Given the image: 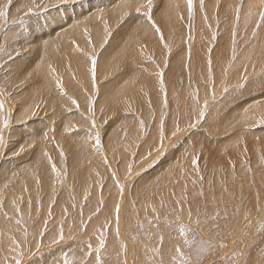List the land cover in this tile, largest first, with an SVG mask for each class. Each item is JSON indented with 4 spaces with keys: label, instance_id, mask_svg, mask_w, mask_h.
Listing matches in <instances>:
<instances>
[{
    "label": "bare ground",
    "instance_id": "bare-ground-1",
    "mask_svg": "<svg viewBox=\"0 0 264 264\" xmlns=\"http://www.w3.org/2000/svg\"><path fill=\"white\" fill-rule=\"evenodd\" d=\"M117 3H118V5H121L120 7H116L114 4H115V2H112L111 0H95L94 1V3H93V5H95L96 7H99L98 9H100V11L102 10V8H108L109 7V9H108V11H111L110 13L111 14H113V15H111V18L114 20L116 17H114V14L116 15V12H117V14L120 12V13H123V17H124V15L126 16V17H128V15H129V11H127L128 12V15H126L127 14V12H125L126 11V9H125V5H126V3H125V1H128V0H115ZM134 1V0H133ZM170 1H172L173 3H174V9H173V7H171L170 5H168V2H170ZM178 1V0H177ZM176 0H164L163 1V4H165V5H163V4H161L162 6H157L158 8H156V10H155V12L157 13V14H154V17H156V19L158 20V24H155V23H153L154 22V20L153 19H150V23L148 22V18H146L145 16H142V15H139L138 14V11L136 10V7H141L140 6V4H141V2H139V1H137L136 2V5H134V4H131V2H130V0L128 1V2H130V4H128V5H130V6H133V8H135L132 12H131V19H129V20H127L126 22H125V24L120 28V29H118L117 31H115V34H114V36L112 37V39L110 38L111 36H112V34H111V36H109V37H107V39H106V36L108 35V34H104L102 31H100V33H98V34H95L94 33V31H93V34H92V36L91 37H93V40H94V43L95 44H91L90 45V47H88V48H90L89 49V52L90 51H92V52H90V54L89 53H87L88 51H86V52H84V50L83 51H81L80 49L79 50H74V52H73V47H75V45L74 46H72V44H74V43H72L71 45L67 42V40L68 39H71L70 37H76L77 36V32H75L74 30H68L67 32H64L63 34H60V32H61V30H63V29H65L66 27H67V25H64V27H57V29L55 30L56 32L58 31L59 33L58 34H60V36H56V37H54V36H52V38L54 37V40L53 41H50V42H46L45 41V39H44V37L43 36H41L40 34L39 35H37V36H33V34H31L29 37H32L33 39H34V41L31 39V41L32 42H35V40L37 41V44H35V43H33V44H35V46H33L34 47V49H36L34 52H32V54H33V56L32 55H29L30 54V52H29V54H28V56H26V57H24V58H19V59H15V62L13 61V63H15V64H13L12 65V67H13V71H16L15 72V76H14V78H13V86H17V84L18 83H20L21 84V86L24 88V87H28V85H31V82H32V80L33 79H35V84L37 85V86H41V87H44V88H46L47 90L46 91H48V93L45 95V97H43V98H39V95H38V98H37V104H35L34 105V96H33V94H32V90H28L27 91V88L25 89L24 88V90H23V88L19 85V86H17V88H20L21 87V89L19 90V89H17V91L15 92V94H17L19 97H20V101L19 100H17V108L15 109V110H13V117L12 116H10V114L11 113H9L8 111H10L11 112V109L9 110L8 109V107H6L7 109H8V115H7V112H6V110L4 111L5 112V114L7 115V118L6 117H3L2 118V121L4 122V121H6V122H4V124L2 123V127H3V132H2V130H1V132H0V138H2V139H0V148H2V149H4V148H6L5 146H7V148L5 149V150H7L6 152V154H3L2 153V151H0L1 152V154H0V188H3L2 186L3 185H5L4 183H10V185L8 186V190H7V192L9 191V193H7L6 192V190L4 191L5 193L3 194V196H2V199L0 200V206H2V204L4 203V202H6L7 201V206H9V208L11 207V205H18V204H16L15 203V201H18L19 200V194L16 192L15 194H14V190H15V186H17V189H19V182L21 183L22 181H21V178H20V176H23V175H25L26 177L27 176H31V175H29L31 172H33V167H32V164L34 163L35 165H36V168H38L39 170H41V172L42 173H44L45 175L47 174L48 176L49 175H53V173H52V169L56 166V165H58V166H60V168H61V166H63V164L66 162V163H68V166H67V169H66V165H64V167H63V170L64 171H62L61 172V175H62V177L63 178H61V180H62V182L61 183H64L63 185H62V187H65V186H67V185H73L74 187L76 186V185H79L80 187H81V184L82 185H84V183H85V181H86V179H87V177H88V180H89V183H88V180L86 181L87 183H88V185H87V187H86V189L88 188V189H96V187L97 186H104L105 184H109V187H111L112 186V189L113 188H115L116 190H118V191H121V197H119L120 195L119 194H117L116 196H113V198L114 197H116V202H115V206L112 208V207H109L107 210L105 209V207H103V209H102V207H101V209L102 210H105V212L103 213V211L101 210V212L103 213L102 215H103V217H105V215H107L108 217L109 216H116V215H118L119 217L121 216V218L123 217L122 216V211L123 210H121V209H119L120 208V206H117L119 203V201H124V198H125V200H126V197H127V195L125 196V192H123L124 190H126L125 188L126 187H128V185H133V188H134V194L135 195H137L138 196V198H141V200H147V201H151L153 204H155V203H157V205H159V206H161V205H164L163 204V202L164 201H167V200H169V198L171 199V197H173V198H176V193L178 194L177 196L179 197L182 193V191H184L183 189H181L184 185H188V184H185V183H191V184H193V182H192V177L194 176L193 175V173H190L189 172V169H191V171H192V168L194 167L192 164L189 166V168L187 169V171H185L184 169H182L181 167H180V164L182 163V160H183V162H185L186 160H184V159H187V158H185L186 157V155L191 151H193V149H195L196 150V153H197V150H201V151H203V150H207V149H210V147H211V149L210 150H208L210 153H211V150H212V152H213V154H217V156H220L221 155V159H217L216 158V156H215V158L218 160V161H220V163L218 164L217 162L218 161H214L213 160V158L212 159H210L211 158V156H208V157H210L209 159L207 158L206 159V156L204 155L203 157H202V159L200 158V161H201V163L203 164H205L206 165V168H204L203 169V171H204V173L205 174H207V172H208V174H212L213 173V177L216 179V184L218 185V187H219V184L221 183V181H219V178H221V177H224V175L225 176H227V174H228V178H225V183H228L227 185H228V188L229 187H231V181L233 182V181H235V182H233V183H235L236 185L238 184L239 185V183L241 184V181H240V179L238 178H234L233 177V171L230 169V165H231V161H234V162H232L233 164H235L236 166H240L241 164H242V156L239 154V152L237 151V152H233L232 150V154L231 155H229V154H225V152H226V150L227 149H224L225 148V146L226 145H229V144H233V143H240L241 144V142H243L244 140H242V138H245V137H251V136H253V138L251 139V140H249V141H252V144L253 143H255V145L258 147L259 145L258 144H256V143H259L260 142V144H261V141H264V135H262L261 137H257V135L255 136V134H254V132L256 133V131H258L259 133H261V134H264V114L263 115H260L259 116V118L258 119H261L258 123H259V125L257 124V125H255V128H259V130H253L252 132L250 131L251 129H250V127H249V125H248V122H250L251 123V121H250V119H251V114H250V112H246L245 111V108H243L244 109V112L243 111H241V109H239L238 110V108H240V107H238L237 105L236 106H234L235 105V103H234V105H233V103L231 102V99H225V101H223V99H222V101H223V103H225L224 104V107H221V110H218V109H220V108H218V107H220V105L218 106H216L218 109V111H220L219 113L216 111V110H213V111H215L216 113H214V114H212L210 117H209V115L207 116L208 118L206 119V125H204L203 127H202V129L203 130H206V131H204L202 134H197V133H192V134H190V137H189V141H186V140H182L181 142H179V146H178V148L176 149V150H178V151H176V155H177V161L175 160V159H172L174 156H173V154L171 155V159L172 160H169V157H168V159H166V160H164V158H167V156L165 155L164 156V154L162 153V151H161V153L160 154H158V153H154L153 152V155H149L148 154V156H146L147 155V153H152V151H153V149L150 147V144L149 143H151V142H154L155 144H157L156 145V148L157 147H160L161 145L160 144H163L164 145V149H165V147L167 148V146L168 145H172L173 143H175V142H177V140H179V138L181 137V136H183V135H185V128H184V130H181V128L182 127H185L184 126V123L182 122V120H181V117L184 119V122H185V125L186 124H189L190 122H192L193 121V119H191V118H187V117H185V114H183V116H182V114H181V117H180V121L182 122V124L180 125L178 122H177V125H176V123H174V121H176V118H177V115H178V113L181 111V110H184L185 109V113L188 111V113H190L189 112V110L187 109V108H191V107H196L197 105L195 104V103H197L195 100V98L197 97L196 96V94H194V99L192 98L191 99V97L192 96H190V100H192L193 102H194V104L195 105H192L190 102H192V101H190L189 102V104H191L189 107H188V105H187V108L185 107V98H186V96H187V93H190V91L189 92H186V90H185V88H186V82L187 81H185L184 79L183 80H181L180 81V79H182L183 77H181L180 79H179V82L178 83H180L179 85H181V87L180 88H177V85H176V83L175 82H177L178 80H176L175 81V79H176V77H172V75L173 76H175L174 74H178L177 73V70H178V68H179V66H182V68L183 67H185L183 64H186V62L184 63V61H183V64L182 65H176L175 64V59L176 58H180V57H182L181 55H183L182 53H181V55L178 57V53H177V51L178 50H175L177 47L176 46H178L176 43H172V41H171V43H169V44H167V46L165 47V49H163V50H165V51H162V52H165L166 54H165V56L166 57H163V59H162V57H159V59H162L163 60V63H166V65H165V68H166V66H168L167 65V62L169 61V59H170V63H171V60H172V63L173 64H175V68L174 69H172V70H169V69H167L168 70V72L166 73H164V75L166 74V75H168L167 77H172V78H169V79H166L167 77H164L165 78V80H166V82L165 83H167V86L166 85H164V86H162V85H159L158 86V82H160V80H161V78H160V80L157 82V79L158 78H156V79H154L153 77H155V76H153V74H154V72H152V69H151V65L150 64H148V61H151V62H153V60L154 59H152L151 57V50H149V49H147V47L145 48V47H143V46H141L140 45V43H138L140 46H138V47H136V50H135V54H134V51H133V48H132V41H134V40H136V39H134V37L136 36V38H138V37H140V34L142 35V36H144V37H142L144 40L147 38L146 36H154V34L156 35L155 37H153V38H157L158 37V32L153 28V26H151L150 24H154L155 26H156V28H157V26H158V28H159V23H160V25L162 24V26H163V28L165 29V30H167V31H169V29H171V27L172 26H174L175 27V25L177 24V18H176V16H178V14H177V12H176V10L178 9V8H176V6H181V2L180 1H184V0H179V3L177 2ZM195 1V0H194ZM197 2H198V0H196ZM210 1V0H209ZM225 2H226V0H224ZM224 1H222V2H224ZM228 2H226V3H229L230 1L229 0H227ZM259 0H256L255 1V3L253 4V2L252 1H248V2H251V3H249V4H251V5H247V3L245 2V5H247L248 7H250L248 10L249 11H246V13L248 12V15H246L245 13H244V11L246 10V9H244L243 10V13H244V15L246 16V17H250V19H248V18H245V19H247V20H249L248 22H247V20H246V23L248 24V25H251V24H261L262 25V27L264 28V20L261 18V16L258 14V12H260V11H256V12H253V15H252V8H254V9H256V7H259V6H261L260 5V3L259 2H262V1H259ZM11 2V1H10ZM89 2V1H88ZM93 2V1H92ZM127 2V3H128ZM162 2V1H161ZM166 2V3H165ZM185 2H187V1H185ZM208 2V1H207ZM264 2V1H263ZM19 3V2H18ZM28 3V2H27ZM47 3V2H46ZM209 3V2H208ZM87 4V2H85V3H82L81 5H78V9H80L81 7H82V9H83V7L85 6ZM172 4V3H171ZM195 4H197V3H195ZM202 4V3H201ZM206 4V3H205ZM211 4V3H210ZM229 4H231V3H229ZM7 5V4H6ZM13 5V4H12ZM62 5V4H61ZM87 5H89V4H87ZM87 5L85 6L86 8H87ZM185 5H188V2H187V4L185 3ZM198 5V4H197ZM213 5V4H212ZM211 5V6H212ZM9 6V5H8ZM91 5H89L88 6V8L90 9L91 7H90ZM198 6H200V4L198 5ZM197 6V8L198 9H200L201 8V6H200V8ZM205 6H207V4L205 5ZM216 6V5H215ZM62 7V6H61ZM114 7V8H113ZM189 7V6H188ZM204 7V6H203ZM214 7V6H213ZM232 7V6H231ZM263 7V6H262ZM261 7V8H262ZM4 8V7H3ZM49 8V7H48ZM65 8V7H64ZM87 8V9H88ZM182 8V7H181ZM208 7H206V9H207ZM47 9V8H46ZM50 10H52L51 8H49ZM74 10V8H72V6H71V8H70V10ZM111 9V10H110ZM113 9V10H112ZM183 9H187V7H185V8H183ZM190 9V8H189ZM194 9H195V7H194ZM203 10H204V8H202ZM202 9H201V11H199L198 10V14L199 15H204V14H206V13H201L200 14V12H202ZM215 9V8H214ZM222 9V8H221ZM232 9V8H231ZM259 10H261L260 8H258ZM49 10V11H50ZM55 10V9H54ZM97 10V9H96ZM196 10V9H195ZM208 10H210V9H208ZM223 10V9H222ZM229 10H230V8H229ZM233 10V9H232ZM60 11H62V10H60ZM64 11V10H63ZM81 11V10H80ZM86 12H87V10H85ZM152 11V10H151ZM215 11V10H214ZM216 11H218V12H220L219 11V9L218 10H216ZM42 12V11H41ZM55 12H57L56 10H55ZM74 12V11H73ZM91 12V11H90ZM92 12H94V11H92ZM176 12V16H175V13ZM195 12H197V11H195ZM205 12H208V11H206L205 10ZM209 12H211V11H209ZM213 12V11H212ZM211 12V14H213ZM222 12H224V11H221V13ZM226 12V11H225ZM224 12V13H225ZM5 13V12H4ZM72 13V12H71ZM84 13V12H83ZM109 13V14H110ZM183 13V12H182ZM185 13V12H184ZM220 13V14H221ZM234 13V12H233ZM242 13V12H241ZM35 14H37V13H35ZM39 14V13H38ZM56 13H54V15H55ZM100 14H102L101 12H100ZM108 14V13H107ZM144 14V13H143ZM76 15V14H75ZM106 15V14H105ZM182 16H183V14H181ZM186 15H187V13H186ZM190 15V14H189ZM199 15H197V13H195V16H196V20H195V22H196V24H197V26L196 27H203V25H204V27L202 28V29H200V30H198V31H201V32H203V30H205L206 29V31L208 30L209 31V28L210 27H212V29H213V26L211 25H209L208 27L207 26H205V24H204V22L206 23V20H205V18H204V20H202L203 18H201V20H200V16ZM208 15H210V13H208ZM215 15H216V13H215ZM218 15V14H217ZM236 15V14H235ZM243 15V14H242ZM244 15H243V17H244ZM14 16V15H13ZM63 16V15H62ZM86 16V15H85ZM104 16V15H103ZM193 16V15H192ZM192 16H190V17H192ZM20 17H21V15H20ZM23 17V16H22ZM21 17V19H24V18H22ZM52 17V16H51ZM76 17V16H75ZM80 17H83V16H80ZM78 18L77 20H83L84 18ZM98 17V16H97ZM110 17V16H109ZM120 17H122V16H120ZM122 17V18H123ZM165 17V18H164ZM216 17V16H215ZM215 17H213V18H215ZM239 17V16H238ZM240 17H242V16H240ZM239 17V18H240ZM252 17V18H251ZM3 18H5V17H3ZM62 18V17H61ZM107 18H108V16H107ZM125 18V17H124ZM151 18H152V16H151ZM179 18V17H178ZM220 18V17H219ZM233 18V17H232ZM231 18V19H232ZM60 19V18H59ZM111 19V20H112ZM119 19V18H118ZM133 19V20H132ZM166 19V21H169L168 23H170V27L168 26V24L164 21ZM209 19V18H208ZM207 19V20H208ZM222 19V18H221ZM234 19H235V17H234ZM243 20H244V22H245V19L244 18H242ZM27 20V19H26ZM84 20H86V19H84ZM112 20V21H113ZM117 20V19H116ZM184 20V19H183ZM182 20V21H183ZM188 20H190L189 18H188ZM194 20V19H193ZM210 20V19H209ZM208 20V23H211L213 20H210L209 21ZM229 20V19H228ZM227 20V21H228ZM239 20V19H238ZM6 21V20H5ZM12 21V20H11ZM8 22L7 24H5L4 22V24L5 25H3V23H2V25H1V23H0V29L2 30L3 29V31L4 30H9V32L11 31V33H10V35L12 36H10V42L12 41V40H14L13 41V46L12 47H14L15 46V48H19L20 49V51L22 52V49L24 50V49H26L27 48V46L29 45V43H30V38H27V36L29 35H25V32H23L22 31V29L21 28H15V25H14V22ZM21 21H23V20H21ZM88 21V20H87ZM87 21H85V23L87 22ZM156 21V20H155ZM201 21V22H200ZM202 21H203V23H202ZM222 21V20H221ZM226 21V22H227ZM20 22V21H19ZM25 22V21H24ZM54 22V21H53ZM95 22H96V20L95 19H91L90 21H88L87 22V24L86 25H88V28H90V31H92V30H94L96 27V25H95ZM98 22V21H97ZM213 22H215V21H213ZM220 22V21H219ZM218 22V23H219ZM225 24L224 25H226V22L225 21H223ZM232 22V21H231ZM157 23V22H156ZM186 23V22H185ZM190 23H191V21H190ZM193 23H194V21H193ZM203 24L202 26H200V24ZM216 23V22H215ZM217 23V24H218ZM233 23V22H232ZM231 23V24H232ZM238 23V22H237ZM17 24V23H16ZM36 24H38V22L36 23ZM35 24V25H36ZM102 24V23H101ZM123 24V23H122ZM207 24V23H206ZM216 24V26H219L220 25V23H219V25H217ZM243 24V23H242ZM56 25V24H55ZM115 25V24H114ZM186 25H188V24H186ZM235 25V24H234ZM17 26V25H16ZM57 26V25H56ZM60 26V25H59ZM81 26V25H80ZM177 26V25H176ZM179 26V25H178ZM192 26V25H191ZM194 26V25H193ZM223 26V25H222ZM227 26V25H226ZM226 26H225V28H226ZM256 26V25H255ZM21 27V26H20ZM34 27H36V26H34ZM161 27V26H160ZM206 27V28H205ZM214 27H215V25H214ZM229 28H231L230 26H228ZM234 27V26H233ZM232 27V28H233ZM249 26H247L246 25V27L244 28V30H247V28H248ZM252 27H253V25H252ZM251 27V28H252ZM259 27H260V25H259ZM27 28V27H26ZM29 28H31V27H29ZM37 28V27H36ZM81 28V27H80ZM114 28V27H113ZM173 28V27H172ZM198 28V29H199ZM205 28V29H204ZM215 28H217V27H215ZM218 28H220V27H218ZM228 28V29H229ZM231 28V30L230 31H234L235 32V29L233 30ZM237 28V27H236ZM258 28V27H257ZM37 29H39V28H37ZM48 28H46V30H47ZM61 29V30H60ZM97 29V28H96ZM177 29V28H176ZM180 30H181V32L180 33H182V31L184 30V32L183 33H185V35L184 36H186L187 34H186V32H185V27H184V29H182V28H179ZM193 29H195V27L193 28ZM221 29H224V28H220V31H221ZM240 29V28H239ZM242 29V28H241ZM25 30V29H24ZM33 30V29H32ZM49 30V29H48ZM98 30V29H97ZM250 30V29H249ZM252 31L254 30L255 31V29L254 28H252L251 29ZM257 30H259V28L257 29ZM256 30V31H257ZM23 33H22V32ZM34 31V30H33ZM32 31V32H33ZM215 31V30H214ZM214 31H211L210 33H213ZM225 32H227L226 30H224ZM229 31V30H228ZM243 31V30H242ZM262 31H264V29L262 30V29H260V32L262 33ZM2 32V31H1ZM38 33L40 32V31H37ZM109 32L110 33H113L112 32V30H111V28H110V30H109ZM166 32V31H165ZM170 32V31H169ZM196 32V31H195ZM219 32V31H218ZM239 32V31H238ZM241 32V31H240ZM250 32V31H249ZM5 33V32H4ZM8 32H6V34H7ZM34 33V32H33ZM46 33V32H45ZM132 33V34H131ZM174 33V32H173ZM180 33L178 34V35H180ZM193 33H194V30H193ZM200 33V32H199ZM210 33H208V35H211ZM237 33V32H236ZM243 33V32H242ZM246 33V35L248 34L247 32H245L244 31V33L243 34H245ZM251 33V32H250ZM253 33V32H252ZM255 33H258V32H255ZM42 34V33H41ZM51 34V33H50ZM104 35V38H102L103 36H100V35ZM162 34V33H161ZM175 34V33H174ZM173 34V35H174ZM203 34H204V32H203ZM202 34V35H203ZM207 33H205L204 35V37H206V36H208V35H206ZM214 34V33H213ZM213 34H212V36H213ZM215 34H217L216 32H215ZM231 34V33H230ZM263 34V33H262ZM1 35H2V33H1ZM46 35V34H45ZM133 35H135L134 37H133ZM166 35L168 36V34H167V32H166ZM182 35V34H181ZM180 35V36H181ZM218 35H221V33L219 32V34ZM242 35V34H241ZM261 34L259 33V36H260ZM51 36V35H50ZM174 36H177V35H174ZM179 36V37H180ZM189 38H190V36L189 35H187ZM212 36H209L210 37V39L212 38ZM216 37H217V35H215ZM227 36V35H226ZM229 36V35H228ZM243 36V35H242ZM255 36H257L258 38H259V36L258 35H256L255 34ZM261 36H263V35H261ZM260 36V37H261ZM140 37V38H141ZM178 37V38H179ZM183 37V36H182ZM216 37H215V39H216ZM240 37V36H239ZM177 37H176V39H178ZM187 37H185V39H186ZM208 38V37H207ZM214 38V37H213ZM218 38H220V36L219 37H217V39ZM223 39H224V37H222ZM221 38V39H222ZM231 38H233V37H231ZM240 38H244V37H240ZM256 38V37H255ZM263 38V37H262ZM261 38V39H262ZM80 39V38H79ZM78 39V41H80ZM167 39V38H166ZM165 39V40H166ZM174 39V38H173ZM182 39V38H181ZM181 39H179V40H181ZM204 39V38H203ZM209 39V38H208ZM210 39H209V41H210ZM227 39V38H226ZM225 39V40H226ZM236 39H238V38H236ZM48 40V39H47ZM84 40H85V38H84ZM147 41H149V38L148 39H146ZM168 40V39H167ZM183 40V39H182ZM182 40H181V42H182ZM190 40V39H189ZM188 40V41H189ZM194 40V39H193ZM192 40V41H193ZM214 40V39H213ZM239 40H241V39H239ZM244 40V39H243ZM256 40H260V39H256ZM264 40V39H263ZM191 41V40H190ZM191 41V42H192ZM219 41V40H218ZM217 41V42H218ZM221 41V40H220ZM229 41V40H228ZM231 41V40H230ZM229 41V42H230ZM233 41V40H232ZM231 41V42H232ZM242 41V40H241ZM247 41H248V38H247ZM146 42V41H145ZM154 42V45L155 44H157V43H155L156 41L154 40L153 41ZM162 42V41H161ZM165 42V41H164ZM168 42H170V41H168ZM175 42V41H174ZM212 42V41H211ZM215 42V41H214ZM229 42H227L228 44H229ZM234 42V41H233ZM233 42H232V44H233ZM237 42H239V41H237ZM254 42V41H253ZM78 43V42H77ZM92 43V42H91ZM98 43V44H97ZM141 43H144V42H141ZM150 43H152V41H150L149 43H146V45L148 46H150L151 44ZM219 43H221V42H219ZM224 43H225V41H224ZM255 44H256V42H254ZM259 44H260V42H258ZM87 44V43H86ZM132 44V45H131ZM171 44H172V47H171ZM188 44H190V42H188ZM197 44H199V43H197ZM202 44V43H201ZM235 45H240L239 43H234ZM242 45H245L244 43H241ZM246 44H247V42H246ZM258 44V45H259ZM264 44V43H263ZM85 45V42H84V44H82L81 42L79 43V46H84ZM153 45V46H154ZM193 45H195V44H193ZM192 45V46H193ZM205 45V44H204ZM206 45H209V44H206ZM205 45V46H206ZM211 45V44H210ZM216 45H217V43H216ZM222 46H223V42H222V44H221ZM242 45H241V47H242ZM249 45H251V44H249ZM258 45H255V46H258ZM71 46H72V48H71ZM77 46V45H76ZM78 46V47H79ZM88 46V45H87ZM86 45L84 46V47H87ZM152 46V45H151ZM159 46L161 47L162 45L161 44H159ZM192 46H190V48L192 49L193 47ZM200 46V45H199ZM202 46V45H201ZM212 46V45H211ZM225 46H226V43H225ZM252 46V45H251ZM250 46V47H251ZM202 47H204V46H202ZM214 47H215V50H216V48H218L219 46L217 45V47L215 46V44H214ZM224 47V46H223ZM222 47V48H223ZM228 47V46H227ZM227 47H225L226 49H227ZM232 47H233V45H232ZM231 47V48H232ZM237 47V46H236ZM240 47V48H241ZM245 47V46H244ZM249 47V46H248ZM248 47H247V49H244V50H247L248 51ZM249 47V48H250ZM15 48H14V52H16L15 51ZM132 48V51H133V54H132V52L131 51H129V53L131 54H129L128 55V57L129 56H132L131 57V61H130V64H128L129 65V68H130V75H131V77H132V79L131 78H128V76L125 78V79H122V77L120 78V76H117L116 77V79L114 78V79H112V80H109V78H108V74H107V78H105L106 76H104V75H102V76H99V78L97 79L96 78V76H95V74H93V68H95V57H96V55H99V62H98V64L100 65V69H99V66L97 67L98 68V70H100V72L102 71V67H104V68H108V69H114L115 67H113V66H118L119 67V64L120 63H114L115 61H116V58H117V56H118V54H121L122 53V51H124V50H130ZM151 48V47H150ZM155 48H156V46H155ZM163 48V47H162ZM188 48H189V46H188ZM207 48H209V47H207ZM213 48V47H212ZM211 48V49H212ZM234 48V47H233ZM232 48V49H233ZM253 48H255V47H253ZM252 48V49H253ZM84 49V48H83ZM153 49V48H152ZM158 49H159V47H158ZM200 49V48H199ZM202 50L201 51H204L203 50V48H201ZM219 49V48H218ZM235 49V48H234ZM256 49V48H255ZM258 49V48H257ZM13 50V49H12ZM160 50V49H159ZM180 50V49H179ZM183 50H186V49H183ZM182 50V51H183ZM188 50V49H187ZM190 50V49H189ZM188 50V51H189ZM195 50V49H194ZM193 50V51H194ZM223 50H225V49H223ZM222 50V51H223ZM241 50V49H240ZM239 50V51H240ZM244 50H242V51H244ZM259 50V49H258ZM155 51V50H154ZM157 51V50H156ZM187 51V53H189V65L191 64L192 66H190V67H192V68H187L186 69V72H188L189 71V74H190V76H189V78H191V83L192 82H194V84L196 83V84H198V83H201L202 82V79H203V83L206 81V83L205 84H208V88H210L209 87V85H210V83L212 84L213 82H211V79H212V77H211V79L209 78L211 75H214L215 76V79L214 80H216V83H213L214 84V89H215V87L216 88H219V84H221V86H222V83L220 82L221 80L219 79V73L221 72V63H219L215 58V60H213V59H211V57H210V59L209 60H213V61H211L208 65H206V63L204 62V66L205 67H201L200 66V63L202 62V60H203V58L204 57H202V59H201V57H200V54L198 55L197 53H195V54H192L193 56H191V53H190V51L188 52ZM192 51V50H191ZM198 51V50H197ZM197 51H194V52H197ZM208 51H210V50H208ZM207 51V52H208ZM218 51V50H217ZM236 51H237V48H236ZM239 51H237V54H238V52ZM252 51H255L254 49L252 50ZM252 51H251V53H252ZM9 52V51H8ZM67 52V53H66ZM183 52H185V51H183ZM211 52V51H210ZM246 52V51H245ZM260 52V51H259ZM264 52V51H263ZM17 53V52H16ZM127 53H128V51H127ZM187 53H185V54H187ZM205 53V52H204ZM221 53V52H220ZM226 53V51L223 53V54H225ZM232 53H233V51H231V50H229L228 51V53H227V55L229 56V58L231 59V56H232ZM240 53V52H239ZM50 54V56H48V55ZM65 54V56H63ZM158 54H159V52H158ZM170 54H172L171 56H170ZM203 54V53H202ZM206 54V53H205ZM235 54H236V52H235ZM241 54V53H240ZM263 54V53H262ZM22 55H24V54H22ZM67 55V56H66ZM88 55H90V56H88ZM157 55V54H156ZM247 55V54H246ZM30 56L32 57V59H30ZM125 56V55H124ZM185 56V55H184ZM210 56V55H209ZM64 57H67V58H65V60L66 59H68L66 62H65V60H63L62 58H64ZM126 57V56H125ZM212 57H214V54H213V56ZM215 57H216V55H215ZM244 56H242L241 58L239 57V59H238V57L236 58V64H235V62H233V61H235V60H233L232 62L234 63H232L233 65H232V67L230 66V64L229 63H227V62H225L224 61V64H222V65H224V66H226V67H229V69L230 70H232L231 71V73H234L233 74V76H234V78L235 79H237V77H238V81H240V84L241 85H247L248 86V89L245 91V97L241 100V101H245L246 103H247V105L249 104V105H252V106H254L255 108L257 107V108H259L261 105H263L264 103H262L261 104V102H262V96L260 97V96H256V95H253L252 93L254 92L253 90H251V88L253 87L254 89H255V86L257 85L258 87H259V85H261V83L259 84V81H256L255 79V82H258V83H255V82H252V81H250L251 82V84H249L248 83V81H249V79H247V80H243V77H244V72H252V71H255V69H251L250 67H251V65L253 64V62H255L256 60H252V54L250 55V57H247V58H243ZM246 57V56H245ZM264 57V56H263ZM51 58H53V59H57V64H58V66H59V68H65L66 66V71H65V69H64V71L65 72H63L64 74L62 75V72H61V77H62V79H58V78H56V77H51V75H50V67H51V63H50V65L48 64V63H46L47 61H45L44 59H51ZM92 60H91V59ZM153 58H155V57H153ZM158 58V57H157ZM183 58V57H182ZM185 58V57H184ZM183 58V59H184ZM186 58H187V56H186ZM185 58V61L186 60H188V59H186ZM121 59V58H120ZM128 59V58H127ZM183 59H181V60H183ZM218 59V58H217ZM227 59V58H226ZM229 59V60H230ZM238 59V60H237ZM260 59H264V58H262V57H260ZM21 60V61H20ZM156 60V59H155ZM162 60H160L161 62H162ZM168 60V61H167ZM181 60H179L178 61V59H177V62L176 63H178L179 62V64H180V62L182 63V61ZM219 60H221L220 59V57H219ZM225 60V59H224ZM206 61V60H205ZM239 61V62H238ZM264 62V60H259L258 62L256 61V63H263ZM9 62V61H8ZM19 62V63H18ZM55 62V61H54ZM127 62V61H126ZM157 62H159V60L157 61ZM221 62V61H220ZM238 62V63H237ZM245 62V63H244ZM114 63V64H113ZM134 63H136L137 65H140V68H137L136 66V69H138V70H135V69H133L132 67H130V65H133ZM171 63V64H172ZM195 63H197L198 65H197V67H199L200 69H202V70H204L205 72H204V74H200L199 72V74H197V72H195L194 73V70H196V66H194L195 65ZM222 63H223V61H222ZM156 64V63H155ZM158 64H162V63H158ZM172 64V65H173ZM202 64V63H201ZM9 65V63L7 64V66ZM170 65V64H169ZM188 65V64H187ZM11 66V65H10ZM50 66V67H49ZM157 66H159V65H157ZM195 68H194V67ZM162 67H163V64H162ZM158 68V70H160V69H163L164 70V67L163 68ZM170 68H171V66H169ZM168 67V68H169ZM189 67V66H188ZM240 67V68H239ZM103 68V69H104ZM153 69H154V67H152ZM53 69V68H52ZM119 69V68H118ZM147 69H150L151 71L149 72V70H148V72H149V74H146L147 73ZM181 68H179V70H180ZM185 69V68H184ZM198 69V68H197ZM244 69V70H243ZM263 69V68H262ZM56 69H54V71H55ZM61 70V69H60ZM74 70V71H73ZM106 70V69H105ZM163 70H161V71H158L159 73L160 72H164ZM178 70V71H179ZM257 71L258 70H261V68L260 69H256ZM12 71V70H11ZM53 71V70H52ZM62 71V70H61ZM153 71H155V70H153ZM201 71V70H200ZM224 71H227V68L224 70ZM244 71V72H243ZM256 71V72H257ZM261 71H263V70H261ZM124 72V71H123ZM144 72H146L145 74L146 75H144ZM152 72V73H151ZM174 72H176V73H174ZM180 72H182V71H180ZM183 72H185V70H183ZM258 72H260V71H258ZM56 73H57V70H56ZM75 73V75L79 78V79H77V78H75L74 76H73V74ZM118 73V72H117ZM120 73V72H119ZM174 73V74H173ZM240 73H242V74H240ZM121 74V73H120ZM124 74V73H123ZM157 73H155V75H156ZM182 74V73H181ZM252 74H253V72H252ZM256 75H257V73H255ZM254 74V75H255ZM263 74H264V72H263ZM19 76V78H15L16 76ZM30 75H31V79L30 80H28V82H27V79L30 77ZM56 75V74H55ZM122 75V74H121ZM158 75V74H157ZM163 75V74H162ZM162 75H160L161 77H162ZM179 75V74H178ZM177 75V76H178ZM183 75H184V73H183ZM185 75H188V73L187 74H185ZM248 75V74H247ZM1 76V75H0ZM17 76V77H18ZM29 76V77H28ZM246 76V75H245ZM261 76V75H260ZM60 77V76H59ZM112 77H114V76H112ZM158 77V76H157ZM162 77V78H163ZM179 77V76H178ZM186 78H188V76H185ZM250 78H251V75L249 76ZM26 79V82L25 83H23V79ZM89 78V79H88ZM111 78V77H110ZM142 78H144L147 82H144L143 80H141ZM208 78L210 79V83H208ZM214 78V77H213ZM63 79H65V81H66V87L65 88H67V90H68V92L70 91L69 90V88H72L71 90L73 91V90H78L77 91V94H76V97L78 98V100H80V105L81 106H78L77 107V112L75 111V110H73V109H71V108H73L74 106H73V102H72V97L70 96V95H68V94H65L64 96H65V98L66 99H64V98H61V97H59L57 94H56V91L54 92L52 89L54 88V87H56V86H59V81H63ZM96 79L98 80V81H100V84L98 85V86H95V85H93V84H91V86H95L96 88V90H95V92H94V94H90V93H88V92H84L85 93V96H80V89L81 88H79L78 89V87H80V86H83L84 87V80H86V81H88L89 83H92V81H94V82H96ZM133 79H134V81L137 83V82H139V83H137V84H139V85H135L134 84V81H133ZM204 79H205V81H204ZM253 79V78H252ZM170 81H175L174 83H172V82H170ZM213 81V80H212ZM263 81H264V79H263ZM164 82V81H163ZM189 82H190V80H189ZM61 83V82H60ZM63 83V82H62ZM160 83H162V81L160 82ZM159 83V84H160ZM177 83V84H178ZM264 83V82H263ZM64 84V83H63ZM193 84V85H194ZM196 84L194 85V86H196ZM212 84V85H213ZM259 84V85H258ZM193 85H192V89H193ZM203 85V84H202ZM100 86H101V88H100ZM142 86V87H141ZM225 86H226V84H225ZM224 86V87H225ZM252 86V87H251ZM256 86V88H258ZM87 87V86H86ZM122 87H123V90H121L122 89ZM166 87H168V88H166ZM260 87H262V88H264L263 87V85L262 86H260ZM94 88V87H93ZM126 88H128V89H130V88H132V90H133V88H135L134 89V92H132L131 93V90H127ZM195 88V87H194ZM198 88H200V89H203V87L200 85V87H197V89H195V91L197 92L198 91ZM206 88V90L205 89H203L202 91H199V92H204V90H205V92L207 91V87H205ZM252 88V89H253ZM262 88H258V89H262ZM15 89V88H14ZM59 89V88H58ZM84 89H85V87H84ZM98 89H101L102 91L100 92V93H98L97 92V90ZM199 89V90H200ZM222 89H223V86H222ZM258 89H256V90H258ZM0 90H2V89H0ZM88 90V89H87ZM166 90L168 91V93H166ZM224 90L225 89H223V92H224ZM2 91H4V89L2 90ZM1 91V92H2ZM26 91H27V93H26ZM46 91H45V93H46ZM72 91L70 92V93H72ZM141 91H146V100H142V97L141 96H139L140 95V92ZM195 91H191L192 93H194ZM214 91V90H213ZM259 91V90H258ZM262 91H264L263 89H262ZM0 92V96H2L3 97V94ZM90 92V91H89ZM97 92V93H96ZM179 92V93H178ZM195 92V93H196ZM211 92L212 91H210V93L208 92V94H210L211 95ZM4 93V92H3ZM175 93H177L179 96L177 97V94L176 95H174ZM192 93H190V94H192ZM201 93H200V96H201ZM207 93V92H206ZM215 93H216V91H215ZM214 93V94H215ZM6 94V96H7V93H5ZM36 94V93H35ZM204 94V93H203ZM207 94V95H208ZM217 94V93H216ZM220 94H222V93H220ZM174 95V96H173ZM193 95V94H192ZM197 95H199V94H197ZM206 95V94H205ZM210 95H208L207 96V98L208 99H210L211 97H210ZM218 95V94H217ZM9 96V95H8ZM199 96V97H200ZM202 96H204V95H202ZM212 96V95H211ZM255 98H254V97ZM41 97V96H40ZM144 97V96H143ZM205 97V96H204ZM210 97V98H209ZM213 97V96H212ZM214 97H217V99L219 98V97H221V96H216V95H214ZM9 98V97H8ZM8 98H6V100L8 99ZM188 98H189V94H188ZM73 99H75V98H73ZM105 99V100H104ZM109 101V103L107 102L106 103V101L107 100ZM120 99H128V101L129 102H133L132 104L131 103H127L126 104V106H124L125 108L124 109H122V110H118L119 112H116L115 110H114V106L115 105H118L119 103H120ZM202 99V98H201ZM207 99V100H208ZM216 99V98H215ZM214 99V100H215ZM221 99V98H220ZM12 100H13V98H12ZM11 100V101H12ZM166 100H168V103H167V101ZM204 100V99H203ZM263 100H264V98H263ZM3 101V100H2ZM4 101H5V99H4ZM19 101V102H18ZM40 101H42V103L40 102ZM46 101V103H43V102H45ZM64 101V103H62V104H65L66 105V110L65 111H63L62 110V108H61V106L59 105V102H63ZM187 101H189V100H187ZM198 101H199V98H198ZM209 101V100H208ZM210 101H211V99H210ZM217 101V100H216ZM219 101V100H218ZM221 101V102H222ZM239 101V100H238ZM238 101H236V103L238 102ZM167 104H166V103ZM199 102H201V101H199ZM204 102H205V100H204ZM212 102H213V105L216 103V102H214L213 100H212ZM221 102L220 103H218V104H221ZM264 102V101H263ZM0 103H2L1 102V100H0ZM9 103V102H8ZM205 103H207V102H205ZM210 102H208L207 104H205L207 107L209 106L208 104H209ZM246 103H245V106H247L246 105ZM107 104H109V105H107ZM187 104V103H186ZM201 104V103H200ZM204 104V103H203ZM211 104V103H210ZM256 104L258 105V104H260V106H256ZM3 105H4V103H3ZM121 105V104H120ZM178 105V106H177ZM216 105V104H215ZM223 105V104H222ZM221 105V106H222ZM241 105V104H240ZM150 106H151V108H150ZM157 106H163V108L161 109V111L163 112V113H161V114H159L157 111H156V109L154 110L153 109V107H156L157 108ZM177 106V107H176ZM199 106H201V105H199ZM204 106V105H203ZM212 105H210V107H211ZM242 106V105H241ZM5 107V106H4ZM65 107V106H64ZM136 107H141L140 109H141V113H142V116H134L133 115V113H134V110L133 109H135ZM206 107V109L207 110H209L208 108ZM209 107V108H210ZM216 107H214V109H216ZM242 107H244V106H242ZM248 107V106H247ZM84 110H83V109ZM197 108H199V107H197ZM117 109V108H116ZM160 109V108H159ZM193 108H191V113H192V110ZM195 109V108H194ZM201 109H203L202 108V106H201ZM263 108H261V110H262ZM2 110V109H1ZM45 110H49V111H51V112H55L56 114V116L53 114V113H50V112H48V114L46 115V113H45ZM154 110V111H153ZM204 110V109H203ZM202 110V111H203ZM207 110H205V113H206V111ZM259 110H260V108L258 109V112H259ZM156 111V112H155ZM195 111H198V110H196L195 109ZM201 110H200V108H199V112H200ZM202 111H201V113H202ZM210 111H212V110H210ZM232 111V112H231ZM262 111H264V110H262ZM66 112H68L67 114H69V115H65V113ZM85 112H87L89 115H87ZM139 112V111H138ZM261 112V111H260ZM75 113H77V114H75ZM150 113H151V115H150ZM187 113V114H188ZM197 113V112H196ZM196 113H192V114H195L196 115ZM204 113V112H203ZM208 113H209V111H208ZM218 113V114H217ZM255 113H257L256 111H255ZM99 114V120L101 121V123H103L102 125L101 124H98V127H99V130L97 131V133H96V135L98 136V137H100L99 139H97L98 141H99V143H97L96 142V139L95 138H93L92 139V135H89L90 133L91 134H93V132H95V131H92V130H90V131H88V129H86V127H85V125H91L94 121H97V115ZM163 114H165L166 116H169V118H165L164 116H163ZM199 114H197V116H198ZM5 116V115H4ZM164 118H163V117ZM232 116H233V119H232ZM190 117V116H189ZM192 117V116H191ZM193 117H195V116H193ZM46 119V120H48V122H51V121H53L52 123H50L51 124V128L49 129L50 131H48L47 130V127H48V122L47 121H45V120H43V119ZM191 119V120H190ZM91 120L93 121V122H91ZM204 120V119H203ZM11 121L13 122V123H11ZM70 122H73V124H72V126H74V129H72L71 128V130H68L67 131V129L69 128V126L67 127V129H66V131H65V125H67L68 123H70ZM162 122V123H161ZM12 125H11V124ZM95 123V122H94ZM93 123V124H94ZM195 123V122H194ZM199 123V122H198ZM143 124H147V126L146 127H143L142 125ZM191 124V123H190ZM189 124V125H190ZM95 125V124H94ZM93 125V126H94ZM101 125V126H100ZM234 125H236V127L234 126ZM254 124L252 123V127H254L253 126ZM71 126V127H72ZM96 126H97V124H96ZM96 126H95V128H96ZM176 126L178 127V128H176ZM186 126H188V125H186ZM234 126V127H233ZM1 127V128H2ZM87 127H90V126H87ZM49 128V127H48ZM93 128V127H92ZM95 128H94V130H95ZM173 128H175V129H173ZM4 129H5V131H4ZM54 129H56L55 131V133L54 134H57V136H55L54 138L52 137V135H54V134H50V133H53L52 131L54 130ZM142 129H144V130H142ZM211 130L212 131V133H210V136H211V138L214 140V141H216L215 142V144L213 145V146H211V144H209L210 145V147H209V145H208V143H209V141H208V137L206 136V134H208L207 132V130ZM254 129V128H253ZM47 130V131H46ZM195 130V129H194ZM187 131H188V129H187ZM7 132H9L10 134H11V140L9 139L10 138V135H9V133H7ZM46 132V133H45ZM47 132H50L49 133V135H51V137H52V139H50L51 137L50 136H47V137H50L49 139L46 137V135H47ZM177 132V133H176ZM175 133H176V135H175ZM180 133H182V135L180 134ZM205 133V134H204ZM186 134H189V133H186ZM258 134V133H257ZM191 135H192V137H191ZM18 137L19 138V140L17 139H14L15 137ZM141 136H142V138H141ZM143 136L145 137V144H143L142 146H141V142H143L142 140H144L143 139ZM259 136V135H258ZM135 138H136V140H135ZM177 139V140H175V139ZM223 138V139H222ZM257 138H259V140L257 139ZM137 139H138V141H137ZM212 139H210V140H212ZM218 139H222V140H218ZM135 140V141H134ZM10 141H11V144H10ZM134 141V142H133ZM46 142L47 143H49V142H52L51 144H48V148H47V150H49V152H52V153H54V155H53V158L52 159H50L51 158V156H49L50 158H48L47 156V151L46 150H44L47 146H46ZM132 142V143H131ZM217 142H223L222 144H221V146L223 147V145H224V143H225V145H224V147H223V149L224 150H221V151H219L218 150V147H215L216 145H217ZM247 142V141H246ZM193 143V144H192ZM263 143V142H262ZM7 144V145H6ZM26 145V147L28 146V147H32V144H33V146L35 147H32L31 148V151H30V149H27L26 151H24L23 150V148L21 149L22 150V157L20 156H18L19 158H11V159H8L7 160V156L8 155H10L11 154V151L12 150H14V149H16V147L18 148V145H19V147H20V145ZM135 144L137 145V146H135ZM154 144V145H155ZM240 144H236V145H239L240 146ZM22 145V146H23ZM160 145V146H159ZM2 146V147H1ZM46 146V147H45ZM134 146L136 147V148H140V151L139 152H137L136 150L137 149H134ZM219 146V145H218ZM233 146V145H232ZM246 146V145H245ZM256 146H252V147H256ZM261 146H264V145H261ZM209 147V148H208ZM220 147V146H219ZM228 147V146H227ZM257 147H256V149H257ZM260 147V146H259ZM120 149V151H123L124 149H128V148H130L132 151H133V153L137 156V158H139L140 160H142V162H147V161H149V162H151L152 160H153V162H152V164H150V165H148L147 167L146 166H144V167H146L145 169H142L141 168V170L139 169H136L135 167H134V170L132 171V169H131V173H132V175H131V178L130 179H126V180H123V178H124V176H121V177H117L116 179L118 180V182L119 183H116L115 181V177H113L114 176V174L112 175V176H110V175H106L104 172H103V175L101 176V178L100 179H98L97 181L99 182L98 184H96L95 183V179H96V177L94 176V174H93V172H90L89 170L90 169H92L93 170V166L92 165H90V163L92 162L93 163V161H89L90 163L88 164V167L86 166V160H89L90 158H92V160H94L93 158H95L96 160L95 161H97V163L98 162H100V161H105L106 162V160L107 159H109L108 157H105V158H103L104 157V155H106V154H108V152H111V153H113L114 152V150H116V149ZM155 148V149H156ZM231 148V147H230ZM233 148V147H232ZM262 148V147H261ZM158 149V148H157ZM169 149V148H168ZM171 149H173V147L171 146ZM170 149V150H171ZM175 149V148H174ZM260 149V148H259ZM5 150L3 151V152H5ZM162 150V149H161ZM251 150V149H250ZM253 150H254V148H253ZM17 151V150H16ZM15 151V152H16ZM44 151H46V152H44ZM101 151H102V153H101ZM117 151V150H116ZM130 151V150H129ZM169 151V150H168ZM167 151V152H168ZM172 151H174V150H172ZM229 151V150H228ZM236 151V150H235ZM18 152V151H17ZM17 152L16 153H14V151H13V154H17ZM20 150H19V155H20ZM48 152V153H49ZM131 152V151H130ZM164 152V151H163ZM165 152H166V149H165ZM170 152V151H169ZM188 152V153H187ZM193 152H195V151H193ZM52 153H51V155H52ZM61 153H64L65 154V159H67L66 161H65V159L63 158V156L61 155ZM150 153V154H151ZM187 153V154H186ZM204 153V152H203ZM231 153V152H230ZM258 153V152H257ZM45 154H46V156H45ZM121 154V153H120ZM124 154V153H123ZM162 154H163V160H162ZM171 154V153H170ZM248 154H250V153H248ZM262 154V153H261ZM18 155V154H17ZM17 155H16V157H17ZM50 155V154H49ZM167 155H168V153H167ZM190 155V154H189ZM251 155V154H250ZM254 155V154H253ZM252 155V156H253ZM258 155V154H257ZM264 155V154H263ZM1 156H3V157H1ZM146 156V157H145ZM152 156V157H151ZM197 156V155H196ZM244 156V155H243ZM255 156V155H254ZM259 156V155H258ZM6 157V158H5ZM10 157V156H9ZM47 157V158H46ZM213 157V156H212ZM242 157V158H241ZM257 157V156H256ZM43 158V159H42ZM57 158V160H56V162L57 163H55V159ZM131 158V157H130ZM252 158V157H251ZM255 158V157H254ZM24 160V164H21V162L20 163H17L18 161H21V160ZM48 159H50L49 161H52L53 159H54V161L51 163L50 162V164L49 165H47V163L46 162H48L49 163V161H48ZM106 159V160H105ZM197 159V158H196ZM232 159V160H231ZM247 159V158H246ZM253 159V158H252ZM257 159H259V158H257ZM34 160V161H33ZM221 160L222 161H225V163L227 164V166H228V168H229V173L228 172H226L227 174H225V173H223V172H221L222 171V167L220 166V164H222V162H221ZM254 160V159H253ZM26 161V162H25ZM33 161V162H32ZM44 161V162H43ZM111 161H112V159H111ZM119 161V160H118ZM127 161V160H126ZM176 161V162H175ZM230 161V162H229ZM255 162H256V158H255V160H254ZM260 161H262V160H260ZM88 162V161H87ZM122 162V161H121ZM124 162V161H123ZM181 162V163H180ZM212 162H215V164L217 163V165H215L216 167H211V163ZM25 163H26V165H25ZM108 163V162H107ZM116 163V162H115ZM130 163V162H129ZM260 163V162H259ZM258 163V164H259ZM100 164V163H99ZM112 164V163H111ZM147 164V163H146ZM149 164V163H148ZM182 164H184V163H182ZM199 164V163H198ZM197 164V165H198ZM232 164V165H233ZM250 164V163H249ZM256 164H257V162H256ZM256 164H254L253 163V165H256ZM35 165H34V167H35ZM121 165V164H120ZM126 165V164H125ZM155 165H157V167L155 168L154 166ZM195 165H196V163H195ZM196 165V167H198ZM214 165V164H213ZM46 166V167H45ZM53 168H52V167ZM86 166V167H85ZM132 166V165H131ZM142 166V165H141ZM140 166V163H137L136 164V167H141ZM185 166V165H184ZM225 166V165H224ZM251 166V165H250ZM257 166V165H256ZM30 167H32V168H30ZM101 167V166H100ZM106 167V166H105ZM119 167V166H118ZM122 167V166H121ZM120 167V168H121ZM155 168L154 170H152V171H150L152 168ZM186 167V166H185ZM188 167V166H187ZM234 167V166H233ZM253 167V166H252ZM255 167V166H254ZM259 167V166H258ZM214 168V169H213ZM243 168V167H242ZM62 169V168H61ZM66 169V170H65ZM224 169H225V167H224ZM240 169V168H239ZM245 168H243V170H244ZM259 169V168H258ZM125 170V169H124ZM129 170L130 169H127V171H126V174L128 173V176H129ZM254 171L252 172H249V173H247V175L246 176H248L249 178H245L246 179V181H249V180H252V178H254V177H252V174H257L258 173V171H257V169H253ZM102 171H103V169H102ZM225 171V170H224ZM78 172H80V173H78ZM107 172H108V170H107ZM120 172V171H119ZM195 172V171H194ZM197 172V171H196ZM243 172V171H242ZM246 172V171H245ZM34 173V172H33ZM99 173V172H98ZM121 173V172H120ZM203 173V172H202ZM203 173V174H204ZM35 174V173H34ZM39 174V173H38ZM37 174V175H38ZM85 174H89V175H86V177L85 176H83V175H85ZM42 175V174H41ZM44 175V176H45ZM97 175V174H96ZM124 175V174H123ZM232 175V176H231ZM36 176V175H35ZM43 176V175H42ZM43 176V177H44ZM116 176V175H115ZM203 176V175H202ZM239 176V175H238ZM244 177H245V174L243 175ZM38 177V176H37ZM39 177H40V175H39ZM38 177V178H39ZM45 177H47V176H45ZM100 177V176H99ZM205 177L206 178H203V179H206L207 180V176L205 175ZM208 177H210V176H208ZM236 177V176H235ZM41 179H42V177H40ZM60 178V177H59ZM69 179V181L67 180V179ZM223 178V179H224ZM29 179V178H28ZM31 179V178H30ZM41 179H39V180H41ZM45 179V178H44ZM49 178L47 177V180H48ZM210 179H211V177H210ZM213 179V178H212ZM222 179V178H221ZM264 179V178H263ZM52 180V179H51ZM60 180V181H61ZM130 180V181H129ZM136 182H135V181ZM139 180H140V182H139ZM205 180V181H206ZM31 181V180H30ZM37 181H38V179H37ZM42 181H43V179H42ZM42 181H40V182H42ZM44 181H46V180H44ZM49 181V180H48ZM47 181V183H51V182H48ZM52 181H54V180H52ZM213 181V180H212ZM224 181V180H223ZM173 182H175L176 183V187L174 188L173 187V189H175V192H172L171 191V187L170 186H168V184H170L171 186H173ZM207 182V181H206ZM220 182V183H219ZM229 182H230V184H229ZM23 183V182H22ZM21 183V184H22ZM25 183V182H24ZM28 183V182H27ZM46 183V182H45ZM58 183V182H57ZM102 183V184H101ZM208 183V182H207ZM246 183V182H245ZM244 183V184H245ZM259 183V182H258ZM26 184V183H25ZM24 184V185H25ZM31 184V186H32V183H30ZM35 184H40L39 182L38 183H35ZM44 184V183H43ZM53 184H55L56 185V183L54 182ZM222 184V183H221ZM220 184V186H223V185H221ZM223 184H224V182H223ZM8 185V184H7ZM27 185V184H26ZM59 185V187H60V184H58ZM86 185V184H85ZM84 185V186H85ZM125 185H126V187H125ZM137 185V187H135ZM216 185V186H217ZM241 185H243V184H241ZM6 186V185H5ZM30 185L28 184V187H29ZM30 186V187H31ZM189 186H191V185H189ZM206 186V185H205ZM208 186V185H207ZM206 186V187H207ZM21 187V186H20ZM26 187V186H25ZM24 187V188H25ZM29 187V188H30ZM33 187V189L34 188H36L34 185L32 186ZM38 187V186H37ZM51 187V186H50ZM71 187V186H70ZM79 187V188H80ZM83 187V186H82ZM193 187H195V186H193ZM234 187V186H233ZM236 187V186H235ZM6 188V187H5ZM27 188V187H26ZM25 188V189H26ZM40 188V187H39ZM99 188V187H98ZM104 188H105V186H104ZM132 188V187H131ZM164 188V189H163ZM186 188H188V187H186ZM190 188V187H189ZM192 188V187H191ZM191 188H190V191H191ZM215 188V187H214ZM22 189H23V186H22ZM45 189V188H44ZM50 189V188H49ZM48 189V190H49ZM101 189V188H100ZM122 189V190H121ZM180 189H181V191H180ZM194 189V188H193ZM192 189V190H193ZM218 189V188H217ZM224 189L226 190V192L228 193V189L226 188V185H225V187H224ZM224 189H222L223 190V192H224ZM247 189V188H246ZM2 190H4V189H2ZM21 189H19V191H20ZM31 190V192H32V189H30ZM30 190H29V192H30ZM41 190V189H40ZM42 190H43V188H42ZM51 190V189H50ZM49 190V191H50ZM65 190V193H66V189H64ZM76 190V189H75ZM83 190V189H82ZM92 190V191H93ZM106 190V189H105ZM186 190V189H185ZM197 190V189H196ZM222 190L220 191L221 193H222ZM232 190H233V188H232ZM16 191V190H15ZM22 191L24 192V190H21L20 192V194L22 195L23 193H22ZM90 191V190H89ZM104 191V190H103ZM117 191V192H118ZM174 191V190H173ZM193 191H195V190H193ZM209 191V190H208ZM215 191V190H214ZM247 191V190H246ZM258 191H260L258 194H257V196H258V198H257V200L258 199H262L263 200V203H262V205L264 204V190L262 189V187L261 188H259V190ZM44 192V191H43ZM68 192H70V191H68ZM85 192V191H84ZM91 192V191H90ZM94 192H96L95 190H94ZM97 192H98V190H97ZM100 192V191H99ZM99 192H98V195H99ZM108 192V191H107ZM107 192H106V194H107ZM111 192V191H110ZM109 192V193H110ZM219 192V191H218ZM230 192V191H229ZM243 192V191H242ZM248 192V191H247ZM253 192V191H252ZM251 192V193H252ZM0 193H2V191H0ZM13 193V194H12ZM27 193V191H25V194ZM42 193V192H41ZM41 193H40V195H41ZM45 194H47L46 193V191L44 192ZM51 193V192H50ZM114 193H116L115 191L112 193V194H114ZM120 193V192H119ZM186 193H187V191H186ZM210 193V192H209ZM212 193V192H211ZM217 193V192H216ZM216 193H215V195H216ZM25 194H23V195H25ZM28 194V193H27ZM37 194H38V192H37ZM82 195L84 194V193H81ZM85 194H86V192H85ZM190 194V193H189ZM196 194V193H195ZM207 194V193H206ZM206 194H204V195H206ZM213 194V193H212ZM250 194V193H249ZM22 195V196H23ZM29 195V194H28ZM34 195V194H33ZM30 196V199L29 200H34V199H36V198H34V196ZM44 195V194H43ZM51 195H52V193H51ZM78 195V194H77ZM94 195V194H93ZM104 195H105V193H104ZM131 195V194H130ZM134 195V196H135ZM184 195V194H183ZM236 195V194H235ZM253 195V194H252ZM26 196V195H25ZM25 196H24V198H25ZM42 196V195H41ZM48 196H49V194H48ZM79 196V195H78ZM106 196V195H105ZM111 196V195H110ZM133 196V197H134ZM186 196H188V195H186ZM221 196V195H220ZM225 196V195H224ZM244 196V195H243ZM255 196V195H254ZM1 197V196H0ZM37 197H39V196H37ZM51 197V196H50ZM59 197H60V195H59ZM64 197V196H63ZM74 197H76V196H74ZM83 197V196H82ZM89 197V196H88ZM95 197H97L98 198V196H95ZM136 197V196H135ZM181 197V196H180ZM216 197H218V195L216 196ZM237 197V196H236ZM29 198V197H28ZM32 198V199H31ZM47 197H45V199H46ZM84 198V197H83ZM101 198V197H100ZM128 198V197H127ZM137 198V197H136ZM187 198V197H186ZM191 198V197H190ZM193 198V197H192ZM207 198L208 197H206V200H207ZM221 198V197H220ZM249 198V197H248ZM38 199V198H37ZM40 199V198H39ZM38 199V200H39ZM55 199H57V198H55ZM64 199V198H63ZM86 199V198H85ZM95 199V198H94ZM99 199V198H98ZM107 199V198H106ZM122 199V200H121ZM255 199H256V197H255ZM20 200H21V197H20ZM27 200V199H26ZM25 200V201H26ZM42 200V199H41ZM40 200V201H41ZM47 200V199H46ZM52 200V199H51ZM67 200H68V198H67ZM66 200V201H67ZM78 200V199H77ZM79 200H80V196H79ZM100 200V199H99ZM99 200H95L96 201V203L99 201ZM138 200V199H137ZM191 200V199H190ZM218 200V199H217ZM235 200V199H234ZM237 200V199H236ZM240 201H244V202H249L248 200H247V198H245V196L243 197V198H240L239 199ZM247 200V201H246ZM251 200V199H250ZM12 201H14V203H12ZM22 201H23V199H22ZM22 201H21V203H22ZM28 201V200H27ZM26 201V202H27ZM49 201H50V199H49ZM56 201H58V199L56 200ZM82 201V200H81ZM103 201V200H102ZM111 201H112V199H111ZM132 201V200H131ZM139 201V200H138ZM171 201V200H170ZM169 201V203H170V206H172L171 208V210L173 211V210H175L176 209V207L178 206V204H176V205H173L172 204V202H170ZM175 202H178V199L177 200H174ZM189 201V200H188ZM199 201H201V200H199ZM219 201V200H218ZM230 201H232V200H230ZM33 202V201H32ZM31 202V203H32ZM43 204L44 203H46V202H44V199H43ZM70 202H71V200H70ZM72 202H75L74 200L72 201ZM78 202V201H77ZM84 202V201H83ZM82 202V203H83ZM104 202H106V200H104ZM168 202V201H167ZM184 202V201H183ZM186 202V201H185ZM203 202H204V200H203ZM212 202V201H211ZM256 202V201H255ZM255 202L253 203V201H252V203L251 204H254V205H252V206H257V204H255ZM17 203H19V202H17ZM39 203V202H38ZM37 203V204H38ZM54 203H56L55 201H54ZM79 205H77V206H80V207H82L83 208V204L81 205V202L79 201ZM91 203V202H90ZM109 202H107L106 203V206H107V204H108ZM123 203V202H122ZM128 203V202H127ZM126 203V201H125V204H123V206H125L127 209H126V211L129 213V216L127 217V218H125L127 215H125V213H127V212H125V213H123L124 214V218H123V220H121V222L120 221H118V219H119V217H113V218H111V221L112 222H115V226H119V227H121L120 226V224H119V222L120 223H122V224H124V234H123V236H121V237H118L116 234H113L112 235V237H111V240H114L115 238H116V240H117V238H118V240L120 239V242L117 240V241H115L112 245H111V248L109 249V252L110 251H113L114 250V252L115 251H117V252H120L116 257H114L115 259H116V262L115 261H113L112 259H111V257L108 259V260H111V261H108V263L107 264H132V263H135V264H149L148 262L149 261H147L146 259H141V258H139V257H135V258H133L134 256H135V252H133V250L134 249H137V246L139 245V243H136L135 244V240H134V236L132 237V234H131V232H129V234H128V232H126V230L128 229V228H131V230L134 228H138L136 225L135 226H130L131 225V222H132V216H133V212H135V211H133V208H131L132 210H129V208H130V204L128 205ZM133 203V202H132ZM139 203V202H138ZM137 203V204H138ZM141 203V202H140ZM174 203V202H173ZM205 203V202H204ZM218 203V202H217ZM236 203H239V202H235V204ZM256 203H258V202H256ZM23 204H25V202L23 203ZM33 204H34V202H33ZM32 204V205H33ZM74 204V203H73ZM110 204H112V203H109L108 204V206L110 205ZM136 204V203H135ZM186 204V203H185ZM193 204V203H192ZM192 204H191V206H192ZM28 205H30V203L29 204H27L26 203V206L28 207ZM39 205V204H38ZM40 205H41V203H40ZM55 205V204H54ZM85 205H87L86 203H85ZM94 205V204H93ZM104 205V204H103ZM169 205V204H168ZM246 205H248V203L246 204ZM21 206V205H20ZM24 206V205H23ZM31 206V205H30ZM34 206V205H33ZM37 206V205H36ZM47 206H49V205H47ZM97 206H98V203H97ZM102 206V205H101ZM133 206V205H132ZM136 206H138V205H136ZM149 206H154V205H152V204H150ZM158 206V207H159ZM166 206V205H165ZM195 206H199V205H195ZM194 206V207H195ZM230 206V205H229ZM234 206V205H233ZM243 206V205H242ZM13 208H15L14 206H12ZM26 207V208H27ZM38 207V206H37ZM37 207H35L36 209H37ZM89 207V206H88ZM99 207V206H98ZM129 207V208H128ZM134 207V206H133ZM182 207V206H181ZM237 207V206H236ZM235 207V208H236ZM2 208H3V206H2ZM16 208H18V206H16ZM24 208H25V206H24ZM39 208V207H38ZM46 208V207H45ZM44 208V209H45ZM123 208V207H122ZM136 208V207H135ZM184 208V207H183ZM247 208V207H246ZM6 209V208H5ZM29 209V208H28ZM32 209V208H31ZM40 209V208H39ZM47 209V208H46ZM49 209V208H48ZM159 209V208H158ZM188 209V208H187ZM186 209V210H187ZM196 209V208H195ZM198 209H200V206L198 207ZM208 209V208H207ZM219 208H217V210H218ZM228 209V208H227ZM233 209H234V207H233ZM249 209V208H248ZM251 209V208H250ZM249 209V210H250ZM254 210H250L249 212H245V213H243L242 215H241V213H237V214H234V212H233V214L235 215V223H237V221H239V223L236 225V226H238L237 228H239L237 231H235V235L234 236H236V238H239V237H245V238H243L244 240H242V244H244V245H241L242 246V250L243 251H238V252H236V250L238 249V248H236V246L234 247V249H236V250H234L233 252L234 253H232V249L230 250L231 251V253H232V255L231 256H229V257H226V256H221V252H214V251H212V252H210L209 254H207V257H204V259L205 260H211V258H215V260L216 259H219V258H224L225 259V261L224 262H226V260H228L230 263H227V264H264V251L263 250H261V248L260 247H258L259 245H258V242L256 241V239H255V236H256V228L259 226V223L261 222L260 220H262V219H264V207L263 208H260L259 206H257L256 208L254 207L253 208ZM12 210V209H11ZM13 210H15V209H13ZM20 210H22V208L20 207ZM24 210V209H23ZM30 210V209H29ZM51 210V209H50ZM113 210V211H112ZM167 210V209H166ZM213 210V209H212ZM232 210V209H231ZM242 210V209H241ZM2 211V210H1ZM0 211V212H1ZM16 211V215H17V212H18V210L16 209L15 210ZM34 211V210H33ZM37 211V210H36ZM35 211V212H36ZM46 211V210H45ZM98 211V210H97ZM112 211V212H111ZM160 211V210H159ZM188 211V210H187ZM186 211V212H187ZM223 213H225V209H222L221 210ZM235 211V210H234ZM248 211V210H247ZM260 211V213L259 214H262V218L261 219H259L260 217H258V219L259 220H256L257 218H255L256 216H257V213ZM8 212V211H7ZM12 212V211H11ZM38 212V211H37ZM101 212H99V214L101 213ZM184 212H185V210H184ZM183 211H182V213H184ZM186 212H185V214H186ZM190 212H191V209H190ZM203 212H205V211H203ZM208 212V211H207ZM219 212V211H218ZM242 212V211H241ZM244 212V211H243ZM25 213V212H24ZM26 213H27V209H26ZM41 213V212H40ZM39 213V215H37V216H40L41 214ZM127 213V214H128ZM138 213V212H137ZM157 213V212H156ZM177 213V212H176ZM189 213V212H188ZM193 213H194V211H193ZM254 213H256V215H255V217L252 219V220H250L251 218H249V216L250 215H253ZM32 214V213H31ZM79 214V213H78ZM88 214V213H87ZM93 214V213H92ZM141 214H143V213H141ZM195 214V213H194ZM3 215V214H2ZM14 215V214H13ZM15 215V216H16ZM19 215H22V214H20L19 213ZM19 215H17V217L19 216ZM24 215V214H23ZM30 215V214H29ZM80 215V214H79ZM196 215V214H195ZM198 215H200V214H198L197 213V216L196 217H198ZM231 215V214H230ZM1 216V215H0ZM10 216V215H9ZM31 216V215H30ZM29 216V217H30ZM54 216V215H53ZM92 216V215H91ZM94 216V215H93ZM92 216V217H93ZM97 216H98V214H97ZM107 216H106V219H107ZM135 216H138V214L136 215L135 214ZM194 217V215H191V217L190 218H193ZM11 218H12V216H10ZM17 217H14V218H17ZM21 217V216H20ZM19 217V218H20ZM32 217V216H31ZM42 217V216H41ZM81 217V216H80ZM79 217V218H80ZM91 217V221H93V218ZM101 217V216H100ZM180 218H181V215L179 216ZM252 217V216H251ZM18 218V219H19ZM26 218H27V216H26ZM25 218V219H26ZM33 218V217H32ZM32 218H30V219H32ZM34 218H36L35 217V215H34ZM34 218H33V223H34ZM84 218H85V216H84ZM89 218H90V216H88V217H86L85 219H83L84 220V223L86 222V225L88 224V222H89ZM102 218V217H101ZM110 218V217H109ZM108 218V219H109ZM133 218H134V216H133ZM157 218V217H156ZM166 218V217H165ZM173 218V217H172ZM171 218V219H172ZM189 218V217H188ZM189 218V219H190ZM0 221H2V218L0 217ZM22 219V218H21ZM27 219H29V218H27ZM27 219H26V221H27ZM40 220L42 219V218H39ZM47 219H48V217H47ZM78 219V218H77ZM82 219V218H81ZM81 219H78V220H81ZM98 219H99V217H98ZM138 219V218H137ZM171 219L169 218V219H165L166 220V222H169V223H171ZM182 219V218H181ZM195 219V218H194ZM194 219H193V221H194ZM217 219V218H216ZM8 220V219H7ZM13 219H11V221H12ZM36 220H37V218H36ZM71 220H73V219H71ZM120 220V219H119ZM173 220V219H172ZM175 220H177L176 219V217H175ZM185 220V219H184ZM196 220V219H195ZM198 220V219H197ZM10 221V222H11ZM17 221V220H16ZM22 221V220H21ZM14 222V220L12 221V222H14L12 225H11V228H12V230H11V233H10V238L11 237H14V236H25V235H27L28 233H30V232H32L31 230L30 231H28L29 230V228H28V225L30 224V225H32L31 224V221H29L28 220V225L26 226L27 228H20L19 226L20 225H22V226H24L25 227V224L23 225L22 224V222L24 221H22V222ZM42 221V220H41ZM96 221V220H95ZM104 221V220H103ZM145 221V220H144ZM156 221V220H155ZM160 221V220H159ZM164 221V220H163ZM174 221V220H173ZM178 222L180 221V220H177ZM38 222V221H37ZM46 222H47V220H46ZM82 222V221H81ZM100 222V221H99ZM112 222L110 223V224H112ZM182 222H183V220H182ZM188 222V221H187ZM196 222V221H195ZM229 222V221H228ZM20 223V224H19ZM80 223V222H79ZM91 223V222H90ZM89 223V224H90ZM92 223H94V221L92 222ZM92 223L90 224L91 226H88L84 231L86 232V234H89L90 235V233H92L93 232V230H94V227L92 226ZM162 223V222H161ZM160 223V224H161ZM190 223H192V222H190ZM197 223V222H196ZM200 223V222H199ZM199 223H197V225H199ZM262 223V222H261ZM36 224V223H35ZM34 224V225H35ZM42 224V223H41ZM44 224V223H43ZM42 224V225H43ZM72 224V223H71ZM82 224V223H81ZM80 224V225H81ZM109 224V225H110ZM117 224V225H116ZM154 224V223H153ZM159 223H158V225H160ZM163 225L165 224V227H168V226H166V225H168L167 223H162ZM193 224V223H192ZM221 224V223H220ZM229 224V223H228ZM263 224V223H262ZM105 225V224H104ZM108 225V224H107ZM108 225V228L106 227V229H111L110 228V226ZM134 225V224H133ZM138 225V224H137ZM157 225V224H156ZM157 225V226H158ZM226 225V224H225ZM264 225V224H263ZM40 226V225H39ZM71 225H69V227H70ZM95 226V225H94ZM111 226H113V225H111ZM162 226V225H161ZM174 226H175V224H174ZM261 226V225H260ZM259 226V227H260ZM0 227H2V226H0ZM36 227H38L37 225H36ZM72 227V226H71ZM154 227V226H153ZM156 227V226H155ZM154 227V228H155ZM164 227V226H163ZM163 227H161V228H163ZM164 227V228H165ZM169 227H172L171 225L169 226ZM78 228V227H77ZM85 227H84V225H81V226H79V230H81V229H84ZM103 228V227H102ZM118 228V227H117ZM116 228V229H117ZM158 228V227H157ZM161 228H160V231L158 232L159 233V236L157 237V235H156V237H154V239L156 238V240H154L155 241V246H156V248L153 250V253L154 252H156L157 250H161V248L162 247H164V251H163V256L164 255H166V249H167V246H168V244L169 245H171V243L170 242H166V234L167 233H169V232H166V231H168V230H164L165 232H166V234L165 235H163V231L161 230ZM163 228V229H164ZM197 228V227H196ZM221 228V227H220ZM262 228V230H261V235L263 236V238H264V227H260L259 229H261ZM5 229L6 228H0V264H12V263H14V261L15 260H13L12 259V255L8 258V259H11L12 260V262H10V263H8L7 262V260L8 259H6V256L4 255V252H2L1 250L5 247V246H7L8 244H12V241L9 239V240H5V238H4V236H3V234H4V232H5ZM8 229V228H7ZM41 229V228H40ZM96 229V228H95ZM99 229V228H98ZM105 229V230H106ZM156 229V228H155ZM159 229V228H158ZM192 229V228H191ZM226 229L228 230V229H230V227L228 228V227H226ZM258 229V230H259ZM38 230H39V228H38ZM72 230V229H71ZM130 230V231H131ZM154 230V229H153ZM157 230V229H156ZM220 230V229H219ZM232 230V229H231ZM34 231V230H33ZM94 231H96V230H94ZM99 231V230H98ZM138 231H139V228H138ZM158 231V230H157ZM173 230L171 229V231L170 232H172ZM201 231V230H200ZM224 231V230H223ZM233 231H234V229H233ZM227 232V231H226ZM229 232V231H228ZM232 232V231H231ZM237 232V233H236ZM250 232H252V234L250 233ZM260 232V231H259ZM6 233V232H5ZM74 233V232H73ZM95 233V232H94ZM116 233H117V231H116ZM123 233V232H122ZM156 233V232H155ZM224 233V232H223ZM7 234V233H6ZM35 234V233H34ZM34 234H32V235H34ZM173 235L175 234V232L173 231V233H172ZM218 234H220V233H218ZM228 234V233H227ZM226 234V235H227ZM253 234H255V235H253ZM257 234H259V233H257ZM29 235V234H28ZM83 235V234H82ZM82 235H81V237H82ZM88 235V238L90 237ZM230 235V237L231 236H233V235H231V234H229ZM260 235V236H261ZM36 240L37 241H35V245H34V249H36V248H38V250H39V247L41 246H43L44 248L46 247V246H48V247H46L45 248V251L46 252H49L50 250H56V251H58L59 253L60 252H62V251H65L66 249H67V247L65 246V244L67 243H65V242H63L62 240H60V239H58L57 240V236H55V238L53 239V238H51L53 241H47L46 239H45V236L42 238V231L41 230H39V231H37V233H36ZM75 236V235H74ZM145 236V235H144ZM258 236V235H257ZM256 236V237H257ZM262 236H261V238H262ZM7 237H8V235H7ZM28 237V236H27ZM53 237V236H52ZM85 237V236H84ZM87 237V236H86ZM125 237H128V238H130L133 242H131V241H129V239L128 240H126V238ZM161 237H163V240H162V242H161ZM169 237H171V236H169ZM175 237V236H174ZM219 237H221V236H219ZM26 238V237H25ZM33 238H34V236H33ZM32 237H31V239H33ZM41 238V239H40ZM76 238H78V237H76ZM93 238V237H92ZM151 238H152V236H151ZM178 238V237H177ZM175 239V240H178V239ZM183 238V237H182ZM205 238V237H204ZM223 238V237H222ZM225 238V237H224ZM228 238V237H227ZM226 238V239H227ZM231 238H233V237H231ZM230 238V239H231ZM16 239V238H15ZM19 239V238H18ZM30 239V238H29ZM28 239V240H29ZM79 239V238H78ZM83 239V238H82ZM148 239V238H147ZM172 239V238H171ZM217 239V238H216ZM220 239V238H219ZM218 239V240H219ZM242 239V238H241ZM35 240V239H34ZM149 240H151V239H148L147 241V243L148 244H150L151 242H152V240L149 242ZM173 240H174V238H173ZM258 240V239H257ZM262 241H263V239H261ZM33 241V240H32ZM139 241H141V240H139ZM138 241V242H139ZM167 241H169V240H167ZM229 241V240H228ZM233 241V240H232ZM235 242H236V239L234 240ZM238 241H240V240H238ZM243 241H246L247 243H244ZM260 241V240H259ZM137 242V241H136ZM180 242H182V241H180ZM188 242H189V240H188ZM220 242V241H219ZM222 242V241H221ZM234 242V243H235ZM100 243V242H99ZM141 243V242H140ZM165 243H167L166 245V247H165V245H163V244H165ZM232 243V242H231ZM249 243V244H248ZM254 243H257L256 245H255V247H254ZM135 245V247L133 248L132 247V245ZM143 244V243H142ZM142 244L140 245V246H142ZM152 244V243H151ZM183 244V243H182ZM193 244V243H192ZM218 244V243H217ZM133 245V246H134ZM154 245H151L150 247H152V246H154ZM162 245V246H161ZM181 245V244H180ZM194 245V244H193ZM227 245H228V243H227ZM231 245V244H230ZM233 245H235V244H233ZM258 245V246H257ZM261 245V244H260ZM27 246V245H26ZM68 246V245H67ZM172 246L173 245H171V248H172ZM202 246H204V244L202 245ZM240 245H239V247H241ZM28 247V246H27ZM32 247V246H31ZM139 247V246H138ZM161 247V248H160ZM174 247H175V245H174ZM176 247H178V246H176ZM181 247V246H180ZM182 247H184V246H182ZM196 247V246H195ZM221 247V246H220ZM55 248V249H54ZM140 248V247H139ZM142 248V247H141ZM140 248V249H141ZM147 248V247H146ZM145 248V249H146ZM198 248H199V246H198ZM25 249V248H24ZM23 249V250H24ZM144 249V248H143ZM149 251H150V249H149V247L147 248ZM219 249V248H218ZM222 249V248H221ZM220 249V250H221ZM230 249V248H229ZM245 249V250H244ZM28 250V249H27ZM29 250H31V248L29 249ZM28 250V251H29ZM37 250V251H38ZM42 250V249H41ZM148 250H146V251H148ZM152 250V249H151ZM18 251V250H17ZM26 251V250H25ZM56 251H55V253H56ZM148 251V252H149ZM162 251V250H161ZM170 251V250H169ZM24 252V251H23ZM30 252V251H29ZM34 252V251H33ZM39 252V251H38ZM41 252V251H40ZM74 252V251H73ZM139 252H140V250H139ZM148 252H146V254L148 253ZM225 252V251H224ZM243 252V253H242ZM152 253V256L151 257H153L156 253H154L153 254ZM178 253V252H177ZM203 253V252H202ZM220 253V254H219ZM226 253H227V251H226ZM11 254V253H10ZM34 254V253H33ZM43 254V253H42ZM65 254V253H64ZM64 254H63V256H64ZM110 254H112V252L110 253ZM114 254H116V252L114 253ZM144 254V253H143ZM149 254V253H148ZM158 254V253H157ZM161 254V253H160ZM186 254V253H185ZM58 254L56 253V257L54 256V255H52V256H54V257H50L51 259H53L54 258V262L56 263V261H57V259H58V256H57ZM178 255H179V253H178ZM191 255V254H190ZM202 255V254H201ZM204 255H206V254H204ZM203 255V256H204ZM214 255V256H213ZM28 256H30V255H28ZM38 256H39V254H38ZM73 256V255H72ZM111 256V255H110ZM163 256H157V255H155L154 257H155V259H154V263L155 264H158V262L159 261H161L162 263L164 262L165 264H170V262L169 261H171V259L173 260V259H175L176 260V258H178V257H175V256H177L176 255V252H174L173 254H171V259H169V258H167V256H166V258H165V256H164V258H163ZM132 257V258H131ZM160 257H162L163 259H161ZM27 258V257H26ZM25 258V259H26ZM196 258V257H195ZM194 258V259H195ZM74 260H75V258L73 259V261H72V264H73V262H74ZM126 260V261H125ZM215 260L213 261V263L215 264V263H218V262H215ZM46 261H48V260H46ZM67 261V260H66ZM176 261H178V260H176ZM175 261V262H176ZM198 261V260H197ZM26 262V261H25ZM42 262H45V258H43V260H42ZM41 262V263H42ZM50 262V261H49ZM173 262V261H172ZM220 263H218V264H224V263H222V261H219ZM177 263V262H176ZM175 263V264H176ZM212 263V262H211ZM27 264H30V263H27ZM49 264H53L52 262L51 263H49ZM64 264H68V261H67V263L66 262H64ZM150 264H151V262H150ZM172 264H174V263H172ZM206 264V263H205Z\"/></svg>",
    "mask_w": 264,
    "mask_h": 264
},
{
    "label": "rangeland",
    "instance_id": "rangeland-1",
    "mask_svg": "<svg viewBox=\"0 0 264 264\" xmlns=\"http://www.w3.org/2000/svg\"><path fill=\"white\" fill-rule=\"evenodd\" d=\"M11 1V2H10ZM89 1V2H88ZM93 1V2H92ZM94 1L95 0H0V13H4V12H6V16L5 15H0V23H1V25H2V23L4 22L5 24H7L8 22H10L11 20V22H14V25H15V28H21L22 29V31L23 32H25V35L27 36L28 34V36H27V38H30V43H29V45L27 46V48L26 49H22V52L20 51V49L19 48H15V46L14 47H12L13 45V41L14 40H12L11 42H10V33H11V31L9 32V30L7 31V30H4L3 31V29L1 30L0 29V89H4V91H2V90H0V92L3 94V97L2 96H0V100H1V102H2V104L4 103V105H3V107L2 108H0V132H1V130H2V132H3V127L1 126L2 125V123L4 124V122H6V121H2V118L3 117H6L7 118V115H8V112L9 113H11L10 114V116H12L13 117V110H15L16 108H17V100H19L20 99V97L17 95V94H15V92L17 91V89H21V82L20 83H18L17 84V86H21L20 88H17V86H13V78H14V76H15V72L16 71H13V67H12V65L13 64H15V63H13V61L15 62V59L17 60V59H19V58H24V57H26V56H28V54H29V52H30V54L29 55H32L33 56V54H32V52H34L36 49H34V47L33 46H35V44H37V39L35 40V42H32L31 41V39L34 41V39L32 38V37H29L31 34H33V36L35 35V36H37V35H41V36H43L44 37V39H45V41L48 43V42H50V41H53L54 40V37H56V36H60V34H63L64 32H67L69 29L70 30H74L75 32H77V36L76 37H70L71 39H68L67 40V42L71 45L72 43H74V44H72V46H74L75 45V47H73L72 48V46H71V48L73 49V52H74V50H81V51H83L84 50V52H86V51H88L87 53H89L90 54V52H92V51H90L89 52V49L90 48H88V47H90V45L91 44H95L94 43V40H93V37H91L92 36V34H93V31H94V33L95 34H98V33H100V31H102L104 34H108L107 36H106V39H107V37H109V36H111V34H112V36L110 37L111 39H112V37L114 36V34H115V31H117L118 29H120L124 24H125V22L127 21V20H129V19H131V12L135 9V8H133V6H130V5H128V4H130V2H131V4H134V5H136V2L137 1H139V2H141V4H140V6L141 7H136V10L138 11V14L139 15H142V16H145V15H143V13H149L150 14V17L152 16V18L151 19H153L154 20V23L155 24H158V20L156 19V17H154V14H157L156 12H155V10H156V8H158L157 6H162L161 4H163V1L164 0H151V7H149V0H130V2H128V1H125V3H126V5H125V9H126V11L125 12H127V11H129V15H128V12H127V14L126 15H128V17H126L125 15H124V17H123V13H118L117 14V12H116V15L114 14V17H116L114 20L111 18V15H113V14H111L110 12L111 11H108V9H109V7L108 8H102V10L100 11V9H98L99 7H96L95 5H93V3H94ZM112 2H115V6L118 8V7H120L121 5H118V3L115 1V0H111ZM162 1V2H161ZM177 1V0H176ZM185 1H187V0H184V1H180L181 3V6L179 5V6H176V8H178L177 10H176V12H177V14H178V16H176L177 14H176V12L174 13L175 14V16H176V18H177V26L175 25V27L174 26H172L171 27V29H169V31H167V30H165L164 28H163V26H162V24L160 25V23H159V31H157V28H156V26L152 23V24H150L151 26H153V28L158 32V37L157 38H153V37H155L156 35L154 34V36H146L147 38L146 39H148L149 38V41H147L146 39L144 40L142 37H144V36H142L141 34H140V37H138V38H136V36L135 35H133V37H134V39H136V40H134V41H132V48H133V51H134V54H135V50H136V47H138V46H143V47H147V49H149V50H151V58L152 59H154L153 60V62H151V61H148V64H150L151 65V69H152V72H154V74H153V76H155V77H153L154 79H156V78H158L157 79V82L160 80V78H161V80H160V82L162 81V83H160V82H158L157 84H158V86L159 85H162V86H164V85H166L167 86V83H165L166 82V80H165V78L164 77H167L168 75H164V73L166 72H168V70L167 69H169V70H172V69H174L176 66H175V64L176 65H182L183 64V61H184V63L186 62V64H183L185 67H183L182 68V66H179V68H181L180 70H179V68H178V70H177V73L179 74H174V73H176V72H174L173 74L175 75V76H173L172 75V77H176V79H175V81L176 80H178L177 82H175V81H170V82H172V83H176V85H177V88H180L181 87V85H179L180 83H178L179 82V79L181 78V77H183L182 79H180V81L181 80H185V81H187L185 84H186V88H185V90H186V92H189L190 91V93H192L191 91H195V89H197V87H200V85L203 87V89H205L206 90V88L205 87H207V93L205 92V90H204V92H199V91H202L203 89H200V88H198V91L195 93H192V94H190V93H187V96H186V98H185V107L187 108V105H188V107L192 104V105H197L196 107H191V108H193L192 110V113H196V115L195 114H192L191 113V108H187L188 110H189V112L190 113H188V111L185 113V109L184 110H181L179 113H178V115H177V118H176V121H174V123H176V125H177V122L181 125L182 124V122L184 123V126L185 127H182L181 128V130H184V128H185V135H183V136H181L180 138H179V140H177V139H175V140H177V142H175V143H173L172 145H168L167 146V148L165 147V149H166V152H165V149H164V145L163 144H160L159 146L160 147H157L156 148V145L157 144H155L154 142H151V143H149L150 144V147L153 149V151H152V153L150 154V153H147V155L146 156H148V154L149 155H153V152L155 153H158V154H160L161 153V151H162V153L164 154V156L166 155L167 156V158H164V160H166V159H168V157H169V160H172V159H175L176 161H177V155H176V151H178V150H176L177 148H178V146H179V142H181L182 140H186V141H189V137H190V134H192V133H197V134H202L204 131H206V130H203L202 129V127L204 126V125H206V119L208 118L207 116L209 115V117L212 115V114H214V113H216L215 111H213V110H216L218 113L220 112V111H218V110H221V107H224V104L225 103H223V101H225V99H231V102L233 103V105H234V103H235V105L234 106H238V107H240V108H238V110L239 109H241V111H243L244 112V109L243 108H245V111L246 112H250V114H251V119H250V121H251V123L250 122H248V125H249V127H250V131L252 132L253 130L255 131V130H259V128H255V125H259V121L261 120V119H258L259 118V116L260 115H263L264 114V111H262V110H264V104L263 105H261L260 106V104H256V106H260L259 108H260V110H259V112H258V109L259 108H255L254 106H252V105H247V103L243 100V101H241L244 97H245V91L248 89V86L247 85H241L240 84V81H238L239 79H238V77H237V79H235L234 78V76H233V74L234 73H231V71L232 70H230L229 69V67H226V66H224V65H222V64H224V61L225 62H227V63H229L230 64V66L232 67V65L234 64L233 62H235V64H236V58L238 57V59H239V57L241 58L242 56H244L243 58H247V57H250V55L252 54V60L254 59V60H256L257 62L259 61V60H264V59H260V57H262V58H264L263 56H264V31H262V33L260 32V29H264L263 27H262V25L261 24H259L260 25V27H259V25L258 24H251V25H248L247 23H246V20L247 19H245V18H248V19H250V17H246L245 15H244V13L246 14V15H248V12L246 13V11H249L250 9V7H248L249 5H251L252 3L251 2H248L249 0H229L230 2L229 3H231V4H229V3H226V2H228L227 0H226V2L224 1V0H198V2L195 0H193V3H192V6H191V8L190 7H188L189 6V4L188 5H185V3L187 4V2H185ZM209 3H208V2ZM222 1H224V2H222ZM250 1H252L253 2V4L255 3V1L256 0H250ZM259 1H262V2H259ZM258 2L260 3V5L261 6H259V7H256V9H254V8H252L251 10V12H252V15H253V12H258V11H260V12H258V14L261 16V13L262 12H264V0H259ZM19 2V3H18ZM28 2V3H27ZM47 2V3H46ZM85 2H87V4H89V5H91L90 7V9L88 8V6L89 5H87V8L84 6L83 7V9H82V7L80 8V9H78L77 7H78V5H81L82 3H85ZM128 2V3H127ZM178 3H179V0L177 1ZM245 2L247 3V5L249 4V3H251V4H249L248 6L247 5H245ZM166 3V2H165ZM172 3V4H171ZM195 3H197L198 5L200 4V6H201V8H200V6H198L197 4H195ZM202 3V4H201ZM207 4V6H205L206 4ZM211 3V4H210ZM7 4V5H6ZM13 4V5H12ZM62 4V5H61ZM213 4V5H212ZM9 5V6H8ZM163 5H165V4H163ZM168 5H170L171 7H173V9H174V3L172 2V1H170V2H168ZM212 5V6H211ZM216 5V6H215ZM241 5H242V8H241ZM62 6V7H61ZM71 6H72V8H74V10H70V8H71ZM197 6L200 8V9H198L197 8ZM204 6V7H203ZM214 6V7H213ZM232 6V7H231ZM263 6V7H262ZM4 7V8H3ZM51 8L52 10H50L49 8ZM65 7V8H64ZM182 7V8H181ZM185 7H187V9L185 10V9H183V8H185ZM194 7H195V9H194ZM206 7H208L207 9H206ZM262 7V8H261ZM47 8V9H46ZM114 8V7H113ZM190 8V9H189ZM202 8H204V10L202 9ZM215 8V9H214ZM223 10H222V9ZM229 8H230V10H229ZM233 10H232V9ZM246 9L245 11H244V13H243V10L244 9ZM258 8H260L261 10H259ZM57 11V12H55V10ZM97 9V10H96ZM201 9H202V12H200V14L201 13H206V14H204V15H199L198 14V10L199 11H201ZM208 9H210V10H208ZM219 9V11L220 12H218V11H216V10H218ZM249 9V10H248ZM50 10V11H49ZM60 10H62V11H60ZM64 10V11H63ZM81 10V11H80ZM85 10H87V12L85 11ZM111 10V9H110ZM113 10V9H112ZM152 10V11H151ZM205 10L206 11H208V12H205ZM215 10V11H214ZM42 11V12H41ZM74 11V12H73ZM91 11V12H90ZM92 11H94V12H92ZM131 11V12H130ZM195 11H197V12H195ZM209 11H213L212 13L213 14H211V12H209ZM221 11H226L225 13L224 12H222L221 13ZM72 12V13H71ZM84 12V13H83ZM100 12L102 13V14H100ZM183 12V13H182ZM185 12V13H184ZM234 12V13H233ZM242 12V13H241ZM35 13H37V14H35ZM39 13V14H38ZM54 13H56L55 15H54ZM108 13V14H107ZM110 13V14H109ZM133 13V12H132ZM186 13H187V15H186ZM195 13H197V15H199L200 16V20H201V18H203L202 20H204V18H205V20H206V23L204 22V24H205V26H213V29H212V27H208L209 28V31L207 30L206 31V27L204 28L205 30H203V32H204V34L205 33H207L206 35H208V33H210L211 31H214L213 33H210L211 35H208V36H206V37H204L205 35L203 34V32H201V31H198V30H200V29H202L203 27H204V25L202 24L203 23V21H202V23L200 24V26H202L203 25V27H196L197 26V24H196V22H195V20H196V16H195ZM208 13H210V15H208ZM215 13H216V15H215ZM221 13V14H220ZM76 14V15H75ZM106 14V15H105ZM181 14H183V16L181 15ZM190 14V15H189ZM218 14V15H217ZM236 14V15H235ZM244 15V17H243V15ZM14 15V16H13ZM20 15H21V17L22 18H24V19H21V17H20ZM63 15V16H62ZM86 15V16H85ZM104 15V16H103ZM193 15V16H192ZM52 16V17H51ZM76 16V17H75ZM80 16H83V17H80ZM98 16V17H97ZM107 16H108V18H107ZM110 16V17H109ZM120 16H122V17H120ZM190 16H192V17H190ZM216 16V17H215ZM240 16H242V17H239ZM3 17H5V18H3ZM62 17V18H61ZM84 18V19H86V20H77L78 18ZM179 17V18H178ZM213 17H215V18H213ZM220 17V18H219ZM233 17V18H232ZM234 17H235V19H234ZM60 18V19H59ZM119 18V19H118ZM165 18V17H164ZM188 18L190 19V20H188ZM210 20H213V21H215V22H211V23H208V20L209 19ZM222 18V19H221ZM232 18V19H231ZM242 18H244L245 19V22H244V20L242 19ZM252 18V17H251ZM27 19V20H26ZM91 19H95L96 20V22H95V27L98 29H94V30H92V31H90V28H88V25H86L87 24V22L88 21H90ZM113 21H112V20ZM117 19V20H116ZM184 19V20H183ZM194 19V20H193ZM208 19V20H207ZM229 19V20H228ZM239 19V20H238ZM6 20V21H5ZM21 20H23V21H21ZM88 20V21H87ZM133 20V19H132ZM156 20V21H155ZM183 20V21H182ZM209 20V21H210ZM222 20V21H221ZM228 20V21H227ZM251 20V19H250ZM264 20V19H263ZM20 21V22H19ZM25 21V22H24ZM54 21V22H53ZM85 21H87L86 23H85ZM98 21V22H97ZM167 24H168V26L170 27V23H168L169 21H166V19L164 20ZM190 21H191V23H190ZM193 21H194V23H193ZM220 21V22H219ZM223 21H227L226 22V25H224L225 23L223 22ZM233 23H232V22ZM249 20H247V22H248ZM38 22V24H36ZM148 22L150 23V19L148 20ZM157 22V23H156ZM186 22V23H185ZM201 22V21H200ZM220 23V25H219V23ZM238 22V23H237ZM3 23V25H5ZM17 23V24H16ZM102 23V24H101ZM123 23V24H122ZM218 23V24H217ZM232 23V24H231ZM243 23V24H242ZM36 24V25H35ZM57 26H56V25ZM115 24V25H114ZM186 24H188V25H186ZM216 24L217 25H219V26H216ZM235 24V25H234ZM17 25V26H16ZM60 25V26H59ZM64 25H67V27L65 28V29H63V30H61V32H60V34H58L59 32L57 31H55L56 29H57V27H64ZM81 25V26H80ZM179 25V26H178ZM192 25V26H191ZM194 25V26H193ZM214 25H215V27H217V28H215L214 27ZM223 25V26H222ZM246 25L247 26H249L248 28H247V30H244V28L246 27ZM252 25H253V27H252ZM21 26V27H20ZM34 26H36L37 28H39V29H37L36 27H34ZM161 26V27H160ZM225 26H226V28H225ZM228 26H234L232 29L234 30L235 29V32L234 31H230L231 30V28H229ZM27 27V28H26ZM29 27H31V28H29ZM81 27V28H80ZM114 27V28H113ZM184 27H185V32H186V34L187 35H189L190 36V38L186 35V36H184L185 35V33H183L184 32V30L182 31V33H180L181 32V30L179 29V28H182V29H184ZM195 27V29H193ZM218 27H222V28H224V29H221V31H220V28H218ZM237 27V28H236ZM254 28L255 29V31L253 30H251L252 28ZM259 28V30H257L258 28ZM46 28H48L47 30H46ZM110 28H111V30H112V32L113 33H110L109 32V30H110ZM177 28V29H176ZM199 28V29H198ZM229 28V29H228ZM240 28V29H239ZM242 28V29H241ZM25 29V30H24ZM34 31H33V30ZM250 29V30H249ZM193 30H194V33H193ZM224 30H226L227 32H225ZM229 30V31H228ZM243 30V31H242ZM257 30V31H256ZM2 31V32H1ZM21 31V32H22ZM34 33H33V32ZM37 31H40L39 33L37 32ZM167 32V34H168V36L166 35V32ZM196 31V32H195ZM221 33V35H218L219 34V32ZM239 31V32H238ZM241 31V32H240ZM244 31L245 32H247L248 34L246 35V33L245 34H243L244 33ZM251 33H250V32ZM5 32V33H4ZM6 32H8L7 34H6ZM22 32V33H23ZM46 32V33H45ZM175 34H174V33ZM200 32V33H199ZM215 32L217 33V34H215ZM237 32V33H236ZM243 32V33H242ZM253 32V33H252ZM255 32H258V33H255ZM1 33H2V35H1ZM42 33V34H41ZM51 33V34H50ZM162 33V34H161ZM180 33V35H178ZM231 33V34H230ZM259 33L261 34V35H263V36H259ZM46 34V35H45ZM132 34V33H131ZM177 35V36H174V35ZM203 34V35H202ZM212 34H213V36H212ZM243 36H242V35ZM255 34L256 35H258L259 36V38L257 37V36H255ZM51 35V36H50ZM215 35H217V37H219L220 36V38H218L217 39V37L215 36ZM227 35V36H226ZM229 35V36H228ZM52 36H54L53 38H52ZM100 36H103L102 38H104V35L102 34V35H100ZM180 36V37H179ZM183 36V37H182ZM209 36H212V38L210 39V37ZM244 37V38H240V37ZM12 37V36H11ZM176 37L178 38V39H176ZM185 37H187L186 39H185ZM210 39V41H209V39ZM214 37V38H213ZM215 37H216V39H215ZM222 37H224V39L222 38ZM231 37H233V38H231ZM256 37V38H255ZM263 37V38H262ZM80 38V39H79ZM84 38H85V40H84ZM168 40H167V39ZM174 38V39H173ZM183 40H182V39ZM204 38V39H203ZM222 38V39H221ZM227 38V39H226ZM236 38H238V39H236ZM247 38H248V41H247ZM262 38V39H261ZM48 39V40H47ZM78 39L80 40V41H78ZM166 39V40H165ZM179 39H181L182 40V42H181V40H179ZM192 41L193 39V41L191 42L190 40ZM214 39V40H213ZM226 39V40H225ZM239 39H241V40H239ZM244 39V40H243ZM256 39H260V40H256ZM156 41L155 43H157V44H155L154 45V42L153 41ZM189 40V41H188ZM219 40V41H218ZM221 40V41H220ZM231 40H233L232 42H233V44H232V42L229 41ZM146 41V42H145ZM150 41H152V43H150L151 45L149 46H147L146 45V43H149ZM162 41V42H161ZM165 41V42H164ZM168 41H170V42H168ZM171 41H172V43L174 44V43H176L178 46H176L177 48L175 49V50H178L177 51V53H178V57L181 55V53L183 54V55H181L183 58L185 57L186 58V56H187V58L186 59H188V60H186L185 61V58L183 59L182 57H180V58H176L175 59V61L177 62V59H178V61L179 60H181V59H183V60H181L182 61V63L180 62V64H179V62L178 63H176L175 62V64H173L172 63V60H171V63L173 64H171L170 63V59H169V61L167 62V65L168 66H166V68H165V65H166V63H163V57H166L165 56V52H162V51H165V50H163V49H165V47L167 46V44H169V43H171ZM175 41V42H174ZM212 41V42H211ZM215 41V42H214ZM218 41V42H217ZM224 41H225V43H226V46H225V43H224ZM237 41H239V42H237ZM256 42V44L254 43V42ZM78 42V43H77ZM82 43V44H84V42H85V45L87 46V47H84V46H79V43ZM92 42V43H91ZM141 42H144V43H141ZM188 42H190V44H188ZM219 42H221V43H219ZM222 42H223V46L221 45L222 44ZM227 42H229V44L227 43ZM239 43L240 45H235L234 43ZM246 42H247V44H246ZM258 42H260V44L258 43ZM33 43H35V44H33ZM87 43V44H86ZM138 43H140V45L138 44ZM197 43H199V44H197ZM202 43V44H201ZM216 43H217V45L219 46L218 48H216V50H215V47H214V44H215V46L217 47V45H216ZM241 43H244L245 45H242ZM98 44V43H97ZM159 44H161L162 46L160 47L159 46ZM193 44H195V45H193ZM206 44H209V45H205ZM212 46H211V45ZM249 44H251V45H249ZM259 44V45H258ZM12 45V46H11ZM77 45V46H76ZM154 45V46H153ZM193 45V46H192ZM200 45V46H199ZM204 46V47H202V46ZM232 45H233V47L235 48H233L232 47ZM241 45H242V47H241ZM255 45H258V46H255ZM79 46V47H78ZM155 46H156V48H155ZM165 46V47H164ZM188 46H189V48H188ZM190 46H192L193 48L191 49L190 48ZM228 46V47H227ZM237 46V47H236ZM245 46V47H244ZM250 48H249V47ZM145 47V48H146ZM151 47V48H150ZM158 47H159V49H158ZM163 47V48H162ZM171 47H172V44H171ZM207 47H209V48H207ZM213 47V48H212ZM223 47V48H222ZM225 47H227V49L225 48ZM233 49H232V48ZM241 47V48H240ZM247 47H248V51L247 50H244V49H247ZM253 47H255V48H253ZM14 48H15V51L17 52H14ZM84 48V49H83ZM132 48L130 49V50H124V51H122V53L121 54H118V56H117V58H116V61L114 62V63H120L119 64V67L117 66H113V67H115L114 69H108V68H104V67H102V71L100 72V70H98V66H99V69H100V65L98 64V62H99V55H96V57H95V68H93L94 70H93V74H95V76H96V78L98 79L99 78V76H102V75H104V76H106L105 78H107V74H108V78H109V80H112V79H116V77L117 76H120V78L122 77V79H125L127 76H128V78H131L132 79V77H131V75H130V68H129V65L128 64H130V61H131V57L132 56H129L128 57V55L130 54L129 53V51H131L132 52V54H133V51H132ZM153 48V49H152ZM200 48V49H199ZM201 48H203V50L204 51H201L202 49ZM212 48V49H211ZM236 48H237V51H239L240 49V53L238 52V54H237V51H236ZM244 48V49H243ZM255 50V51H252L253 49ZM259 50H258V49ZM13 49V50H12ZM180 49V50H179ZM183 49H186V50H183ZM190 51V53H191V56H193L192 54H195V53H197L198 55L200 54V57H201V59H202V57H204L203 58V60H202V64L200 63V66L202 67H205L204 66V62L206 63V65H208L211 61H213V60H217L219 63H221V72L219 73L220 75L218 76L219 77V79L221 80L220 82L222 83V86H223V89H225L224 90V92H223V89H222V86H221V84H219V88H216L215 87V89L213 88L214 87V84L213 83H216V80H214L215 79V76L214 75H211L209 78L211 79V77H212V79H211V82H213L212 84L210 83V79L208 78V83H210V85H209V87L210 88H208V84H205L206 83V81H205V79H204V83H203V79H202V82L201 83H198V84H196V86H194L195 84H194V82H192L191 83V78H189V76H190V74H189V71L188 72H186V69L187 68H192V67H190V66H192L191 64L189 65V53H187V51L188 50ZM195 49V50H194ZM223 49H225V50H223ZM155 50V51H154ZM157 50V51H156ZM185 51V52H183V51ZM192 50V51H191ZM197 51V52H194V51ZM208 50H210V51H208ZM218 50V51H217ZM223 50V51H222ZM229 50H231V51H233V53H232V56H231V59L229 58V56L227 55V53H228V51ZM242 50H244V51H242ZM9 51V52H8ZM127 51H128V53H127ZM188 51V52H189ZM208 51V52H207ZM226 51V53L225 54H223L224 52ZM246 51V52H245ZM251 51H252V53H251ZM260 51V52H259ZM158 52H159V54H158ZM206 54H205V53ZM221 52V53H220ZM235 52H236V54H235ZM67 53V52H66ZM185 53H187V54H185ZM203 53V54H202ZM263 53V54H262ZM22 54H24V55H22ZM157 54V55H156ZM213 54H214V57H212L213 56ZM247 54V55H246ZM48 55V54H47ZM126 57H125V56ZM131 55V54H130ZM172 54H170V56H171ZM185 55V56H184ZM210 55V56H209ZM215 55H216V57H215ZM48 56H50V54L48 55ZM63 56H65V54L63 55ZM67 56V55H66ZM88 56H90V55H88ZM246 56V57H245ZM153 57H155V58H153ZM158 57V58H157ZM159 57H162V59H159ZM210 57H211V59H213V60H209L210 59ZM219 57H220V59L221 60H219ZM65 58H67V57H64V58H62L63 60H65ZM121 58V59H120ZM128 58V59H127ZM209 58V59H208ZM215 58V59H214ZM218 58V59H217ZM227 58V59H226ZM30 59H32V57L30 56ZM91 59V58H90ZM156 59V60H155ZM225 59V60H224ZM230 59V60H229ZM237 59V60H238ZM45 61H47L46 63H48L49 65H50V63L52 64L51 65V67H50V75H51V77H56V78H58L59 80L60 79H62V77H61V72H62V75L64 74L63 72H65L66 71V67L65 68H59V66H58V64H57V59L55 58V59H53V58H51L50 60L49 59H44ZM68 59H66L65 60V62L67 61ZM92 60V59H91ZM159 60V62L160 63H162L163 64V67H164V70L163 69H160V70H158V68H161L162 67V64H158L159 62H157ZM160 60H162V62L160 61ZM206 60V61H205ZM233 60H235V61H233ZM240 60V59H239ZM9 61V62H8ZM21 61V60H20ZM55 61V62H54ZM127 61V62H126ZM221 61V62H220ZM222 61H223V63H222ZM233 61V62H232ZM256 61L255 62H253V64L251 65V69H255V71H252L253 72V74H252V72H244L243 74H244V77H243V80H247V79H249V81H248V83L249 84H251V82L250 81H252V82H255V80L256 81H259V84L261 83V85H259V87L258 88H262V87H260V86H262L263 85V87H264V81H263V79H264V74H263V72H264V62L263 63H256ZM239 62V61H238ZM237 62V63H238ZM9 63V65L7 66V64ZM19 63V62H18ZM113 63V64H114ZM156 63V64H155ZM233 63V64H232ZM245 63V62H244ZM170 64V65H169ZM188 64V65H187ZM11 65V66H10ZM157 65H159V66H157ZM197 63H195V65L194 66H196V70H194V73L195 72H197V74H204V70H202V69H200L199 67H197ZM137 68H140V65H137L136 63H134L133 65H130V67H132L133 69H135V70H138V69H136V67ZM169 66H171V68L169 67ZM189 66V67H188ZM193 66V67H194ZM234 66V65H233ZM152 67H154V69L152 68ZM158 67V68H157ZM162 67V68H163ZM169 67V68H168ZM187 67V68H186ZM53 68V69H52ZM104 68V69H103ZM119 68V69H118ZM185 68V69H184ZM195 68V67H194ZM198 68V69H197ZM227 68V71H224L225 69ZM240 68V67H239ZM261 68V70H263V71H261V70H258V71H260V72H258L256 69H260ZM263 68V69H262ZM54 69H56L57 70V73H56V70L54 71ZM62 71H61V70ZM64 69H65V71H64ZM106 69V70H105ZM12 70V71H11ZM53 70V71H52ZM148 70H149V72L151 71L150 69H147V73L146 72H144V75H146V74H149V72H148ZM153 70H155V71H153ZM161 70H163L164 72H158V71H161ZM183 70H185V72H183ZM201 70V71H200ZM244 70V69H243ZM74 71V70H73ZM124 71V72H123ZM180 71H182V72H180ZM257 71V72H256ZM118 72V73H117ZM122 74H120V73ZM151 72V73H152ZM199 72V73H198ZM124 73V74H123ZM146 73V74H145ZM155 73H157L156 75H155ZM169 73V72H168ZM182 73V74H181ZM183 73H184V75H183ZM188 73V75H185V74H187ZM255 73H257V75L255 74ZM56 74V75H55ZM163 74V75H162ZM240 74H242V73H240ZM248 74V75H247ZM255 74V75H254ZM160 75H162V77L160 76ZM246 75V76H245ZM251 75V78L249 77ZM261 75V76H260ZM18 76V75H17ZM15 77V78H19V76L18 77ZM60 76V77H59ZM73 76L75 77V78H77V79H79L76 75H75V73L73 74ZM112 76H114V77H112ZM158 76V77H157ZM185 76H188V78H186ZM29 77V76H28ZM111 77V78H110ZM172 77H167L166 79H169V78H172ZM214 77V78H213ZM247 78V79H246ZM253 78V79H252ZM27 79V78H26ZM26 79L24 78L23 79V83H25L26 82ZM31 79V75H30V77L27 79V82H28V80H30ZM81 79V78H80ZM89 79V78H88ZM96 79V82H94V81H92V83H89L88 81H86V80H84L85 82H84V87H85V89H84V87L83 86H80V87H78V89L79 88H81L80 90V96H85V93L84 92H88V93H90V94H94V92H95V86H98L99 84H100V81H98ZM255 79V80H254ZM141 80H143L144 82H147L144 78H142ZM189 80H190V82H189ZM213 80V81H212ZM25 81V82H24ZM133 81H134V79H133ZM164 81V82H163ZM61 82V83H60ZM64 84H63V83ZM99 83V84H98ZM137 83H139V82H137ZM135 81H134V84L137 86V85H139V84H137ZM160 83V84H159ZM178 83V84H177ZM255 83H258V82H255ZM91 84H93V85H95V86H91ZM194 84V85H193ZM203 84V85H202ZM225 84H226V86H225ZM180 87H179V86ZM192 85H193V89H192ZM87 86V87H86ZM213 86V87H212ZM225 86V87H224ZM256 86H255V89L253 88H251V90H253L254 92L252 93L253 95H256V96H262L263 98H264V91H262V89L264 90V88H262V89H258V88H256ZM66 87V81H65V79H63V81H59V86H56V87H54L52 90L54 91H56V94L59 96V97H61V98H64V99H66L65 98V94H68V95H70L71 97H72V102L74 103L73 104V108H71V109H73V110H77V107L78 106H81L80 105V100H78V98L76 97V94H77V91L76 90H71L72 88H69V92H68V90H67V88H65ZM94 87V88H93ZM142 87V86H141ZM165 87V86H164ZM195 87V88H194ZM15 88V89H14ZM17 88V89H16ZM23 88V87H22ZM25 89L27 88V91L28 90H32L31 92H32V94H33V96H34V105L35 104H37V98H38V95H39V98H43V97H45V95L48 93V91H46L47 89L46 88H44V87H41V86H37L36 84H35V79H33L32 80V82H31V85H28V87L26 86V87H24ZM24 88H23V90H24ZM59 88V89H58ZM100 88H101V86H100ZM166 88H168V87H166ZM88 89V90H87ZM95 89V90H94ZM127 90H131V93L132 92H134V89L135 88H133V90H132V88H130V89H128V88H126ZM200 89V90H199ZM256 89H258V90H256ZM22 90V89H21ZM121 90H123V87H122V89ZM214 90V91H213ZM27 91H26V93H27ZM45 91H46V93H45ZM54 91V92H55ZM72 91V93H70ZM90 91V92H89ZM99 91V92H98ZM102 90L101 89H98L97 90V92L98 93H100ZM210 91H212L211 92V95L213 96H211L210 94H208V92L210 93ZM215 91H216V93L218 94H216L215 93ZM4 92V93H3ZM96 92V93H97ZM5 93H7V96H6V94ZM36 93V94H35ZM166 93H168V91L166 90ZM179 93V92H178ZM200 93H201V96H200ZM204 93V94H203ZM215 93V94H214ZM220 93H222V94H220ZM146 91H141L140 92V95L139 96H141L142 97V100H146L147 98H146ZM177 93H175L174 95H176ZM188 94H189V98H188ZM194 94H196V102L197 103H195L194 104V102L192 101V100H190V96H192L191 97V99L193 98L194 99ZM197 94H199V95H197ZM206 94V95H205ZM210 95V99H211V101H210V99H208L207 98V96L208 95ZM260 94V95H259ZM9 95V96H8ZM173 95V96H174ZM202 95H204V96H202ZM214 95H216V96H221V97H219L218 99H217V97H214ZM41 96V97H40ZM144 96V97H143ZM179 95L177 94V97H178ZM200 96V97H199ZM260 96V97H261ZM9 97V98H8ZM254 97V96H253ZM6 98H8L7 100H6ZM12 98H13V100H12ZM73 98H75V99H73ZM198 98H199V101H201V102H199L198 101ZM202 98V99H201ZM216 98V99H215ZM221 98V99H220ZM255 98V97H254ZM263 98L261 99L262 100V102H261V104L262 103H264L263 101ZM4 99H5V101H4ZM205 100V102H210L208 105V107L205 105V104H207V103H205L204 102V100ZM209 101H208V100ZM215 99V100H214ZM222 99H223V101H222ZM3 100V101H2ZM12 100V101H11ZM21 100V99H20ZM19 100V101H20ZM105 100V99H104ZM107 100V99H106ZM187 100H189V101H187ZM212 100L214 101V102H216L214 105H213V102H212ZM217 100V101H216ZM219 100V101H218ZM239 100V101H238ZM18 101V102H19ZM167 101V103H168V100H166ZM190 101H192V102H190ZM222 101V102H221ZM236 101H238L237 103H236ZM9 102V103H8ZM41 103H42V101H40ZM109 103V101L107 100L106 101V103ZM189 102L191 103V104H189ZM221 102V104H218V103H220ZM43 103H46V101L45 102H43ZM62 103H64V101L63 102H59V105L61 106V108H62V110L63 111H65L66 110V105L65 104H62ZM127 103H133V102H129L128 101V99H120V103L118 104V105H115L113 108H114V110L116 111V112H119L120 110H122V109H124L125 107L124 106H126V104ZM166 103V102H165ZM166 103V104H167ZM187 103V104H186ZM201 103V104H200ZM204 103V104H203ZM245 103H246V105L248 106H245ZM121 104V105H120ZM223 104V105H222ZM242 106H244V107H242ZM107 105H109V104H107ZM191 105V106H192ZM199 105H201L202 106V108L204 109H201V106H199ZM204 105V106H203ZM210 105H212L211 107H210ZM219 106L220 105V107H218V108H220V109H218L216 106ZM222 105V106H221ZM5 106V107H4ZM65 106V107H64ZM178 106V105H177ZM176 106V107H177ZM6 107H8V109L10 110L11 108V112L10 111H8V109L6 108ZM163 108V106H157V108L156 107H153V109L155 110L156 109V111L159 113V114H161V113H163L162 111H161V109ZM197 107H199L200 108V110L202 111V113H201V111L199 112V108H197ZM206 107L209 109V110H207L206 109ZM210 107V108H209ZM214 107H216V109H214ZM117 108V109H116ZM141 107H136L135 109H133L134 110V113H133V115L134 116H142V113H141V109H140ZM150 108H151V106H150ZM160 108V109H159ZM196 110H198V111H195V109ZM261 108H263L262 110H261ZM2 109V110H1ZM6 110V112H7V115L5 114V110ZM83 109V108H82ZM152 109V108H151ZM218 109V110H217ZM4 110V111H3ZM84 110V109H83ZM119 110V111H118ZM153 110V111H154ZM205 110H207L206 111V113H205ZM210 110H212V111H210ZM52 111V110H51ZM51 111H49V110H45V113H46V115L48 114V112H50V113H53L54 115L56 114L55 112H51ZM139 111V112H138ZM155 111V112H156ZM208 111H209V113H208ZM255 111L257 112V113H255ZM261 111V112H260ZM77 112V111H76ZM204 112V113H203ZM232 112V111H231ZM68 112H66L65 113V115H69V114H67ZM87 115H89L87 112H85ZM188 113V114H187ZM217 113V114H218ZM75 114H77V113H75ZM181 114H182V116H183V114H185V117H187L188 119L189 118H191V119H193V121L192 122H190L189 124H186V125H188V126H186L185 125V122H184V119L181 117ZM197 114H199L198 116H197ZM208 114V115H207ZM5 115V116H4ZM150 115H151V113H150ZM56 116V115H55ZM163 116L165 117V118H169V116H166L165 114H163ZM162 116V117H163ZM190 116V117H189ZM192 116V117H191ZM193 116H195V117H193ZM163 117V118H164ZM180 117H181V120H182V122L180 121ZM43 119V118H42ZM190 119V120H191ZM204 119V120H203ZM232 119H233V116H232ZM43 120H45V121H47L48 122V120H46V119H43ZM53 121H51V122H48L47 124H48V127H47V130L48 131H50L49 129L51 128V124L50 123H52ZM91 122H93L92 120H91ZM95 122V123H94ZM93 123L95 124H91V125H85V127H86V129H88V131H90V130H92V131H95V132H93V134H89V135H92V139L93 138H95L96 139V142L97 143H99V141L97 140V139H99L100 137H98L97 135H96V133H97V131L99 130V127H98V124H103V123H101V121L99 120V114L97 115V121H94ZM195 122V123H194ZM199 122V123H198ZM11 123H13L12 121H11ZM10 123V124H11ZM162 123V122H161ZM252 123L254 124L253 126L254 127H252ZM72 124H73V122H70V123H68L67 125H65V131H66V129H67V127L69 126V128L67 129V131L68 130H71V128L72 129H74V126H72ZM96 124H97V126H96ZM12 125V124H11ZM94 125V126H93ZM100 125V126H101ZM72 126V127H71ZM87 126H90V127H87ZM95 126H96V128H95ZM143 127H146L147 126V124H143L142 125ZM235 127H236V125H234ZM233 126V127H234ZM2 127V128H1ZM93 127V128H92ZM94 128H95V130H94ZM176 128H178L177 126H176ZM254 128V129H253ZM52 129V128H51ZM173 129H175V128H173ZM187 129H188V131H187ZM195 129V130H194ZM46 130V131H47ZM56 129H54L52 132L53 133H50V132H47V135H46V137L47 136H50L51 137V135L52 134H54L56 131H55ZM97 130V131H96ZM142 130H144V129H142ZM4 131H5V129H4ZM208 132V134H206V136L208 137V141H209V143H208V145L209 144H211V146H213L214 144H215V142L216 141H214L212 138H211V136H210V133H212V131L211 130H207ZM1 132V133H2ZM202 132V133H201ZM7 133H9V132H7ZM46 133V132H45ZM49 133L51 134V135H49ZM177 133V132H176ZM176 133H175V135H176ZM186 133H189V134H186ZM258 133V134H257ZM181 135H182V133H180ZM205 134V133H204ZM254 134H255V136L257 135V137H261L262 135H264V134H261V133H259L258 131H256V133L254 132ZM1 135V134H0ZM9 135H10V140H11V134L9 133ZM259 135V136H258ZM55 136H57V134H54V135H52V137L54 138ZM50 137H47L48 139L50 138ZM52 137L50 138V139H52ZM191 137H192V135H191ZM141 138H142V136H141ZM253 138V136H251V137H245V138H242V140H244L243 142H241V144L238 142H236V143H233L232 145L231 144H229V145H226L225 146V148L224 149H227L226 150V152H225V154H229V155H231L233 152H239V154L243 157H241L242 158V164L240 165V166H236L235 164H233L232 162H234V161H231V165H230V169L233 171V177L234 178H239L240 179V181H241V184H243V185H241L240 183H239V185L237 184H235V183H233V182H235V181H231V187H229L228 188V183H225V178H228V174L226 173V172H228L229 171V168H228V166H227V164L225 163V161H222L221 160V162H222V164H220V166L222 167V171L221 172H223V173H225V174H227V176H225L224 175V177H221V178H219V181H221V185H223V186H220V184H219V187H218V185L216 184V179L213 177V173L212 174H208V172H207V174H205L204 173V171H203V169L204 168H206V165L203 163H201V161H200V158L202 159V157L205 155L206 156V159L208 158H210V157H208V156H211V158L210 159H212L213 158V160L214 161H218L219 159H221V155L220 156H217V154H213V152H212V150H211V153L208 151V150H210L211 149V147H210V145H209V147H210V149H207V150H203V151H201V150H197V153H196V150L195 149H193V151H195V152H187L186 154V157L185 158H187V159H184V160H186L185 162H183V160H182V163H184V164H182L181 162V164H180V167L182 168V169H184L185 171H187V169L189 168V166L192 164L194 167L192 168V171H191V169H189V172L190 173H193V177H192V182H193V184H191V183H185V184H188V185H184L181 189H183L184 191H182L181 193V197L179 196H177L178 194V192L176 193V198H173V197H171V199L169 198V200H167V201H164L163 202V204L164 205H161V206H159V205H157V203H155V204H153L151 201H147V200H141V198H138V196L137 195H135L134 194V188H133V185L131 186V185H128V187H126V185H125V189L126 190H124L123 192H125V196L127 195V197H126V200H125V198H124V201L122 200V201H119L118 203V205L117 206H120V208L119 209H121V210H123L122 211V218H121V216L119 217L118 215H116V216H107V215H105V217H103V213L105 212V210H102L103 209V207H105V209L107 208H109V207H114L116 204H115V202H116V197H114L113 198V196H116L117 194H119L120 196L119 197H121V191H118V190H116L115 188H113L112 189V186L111 187H109V184L107 183V184H105L104 186H105V188H104V186H97L96 187V189H94L96 192H94V190L93 189H86V187H87V185H88V183H89V180H88V177H87V179H86V181L88 180V183L85 181V183H84V185H82L81 184V187L79 186V185H76L75 187L73 186V185H67V186H65V187H62V185L64 184V183H61L62 182V180H61V178H63L62 177V175H61V172L62 171H64L63 170V167H64V165H66V169H67V166H68V163H66L67 161V159H65V154L64 153H61V155L63 156V158L65 159V163L63 164V166H61V168H60V166H58V165H56L52 170V173H53V175L51 176V175H45L44 173H42L41 172V170H39L38 168H36V165L33 163L32 164V167H30V168H32L33 169V172L35 173H33V172H31L29 175H31L30 177L29 176H25V175H23V176H20V178H21V181L23 182H19L18 184H19V189H21V190H24V192L22 191V193L23 194H25V191H27V193L29 194H25V195H21L20 193V191H19V189H17V186H15L14 188H15V190L13 191L14 192V194L17 192L18 194H19V196L21 197V200H20V197H19V200L18 201H15V203L16 204H18V205H11V207L9 208V206H7V201L6 202H4L3 204H2V206H3V208H2V206H0V217L2 218V221H0V226H2L3 228H6L5 229V232L7 233H5L4 232V234H3V236H4V238H5V240L7 239V240H11L12 241V244H8L7 246H5L1 251L2 252H4V255L6 256V259H8L11 255H12V259L13 260H15L14 261V263H12V264H27V263H30V264H49V263H53V264H64V262H66L67 263V261H68V264H72V261H73V259L75 258V260H74V262H73V264H101V262H102V264H107L108 263V261H111V260H108L110 257H111V259L113 260V261H115L116 262V259L114 258V257H116L120 252H117V251H115L116 252V254H114L115 252H114V250L113 251H110L109 252V249L111 248V245L115 242V241H117L118 240V238H117V240H116V238L114 239V240H111V237H112V235L113 234H116L118 237H121V236H123V234H124V224H122V223H120L121 222V220H123V218H124V214L123 213H125V212H127L126 211V207L125 206H123V204H125V201H126V203L130 206V208H129V210H132L131 208H133V211H135V212H133V216H134V218H133V216H132V222H131V225L130 226H137L138 228H139V231H138V228H133L132 230H131V228H128L127 230H126V232H128V234H129V232H131V234H132V237L134 238V240H135V244L136 243H139V247L141 248H139L138 246H137V249H134L133 250V252H135V256L133 257V258H135V257H139V258H143V259H146L147 261H149L148 263L150 264V262H151V264H155L153 261H154V259H155V255H157L158 257L159 256H163V251H164V247H160L161 248V250H157L156 252H154V253H156L153 257H151L152 256V253H153V250L156 248V246L154 245L155 244V241L154 240H156V238L159 236V231H160V228L161 227H165V224L163 225L162 223H167L168 225H166V226H168V227H163V228H161V230L163 231V235H165L166 234V232H169V233H167L165 236H166V242L168 243V242H170L171 243V245H173L172 246V248H171V245H169L168 244V246L166 245L167 243H165V244H163V245H165V247L167 246V249H166V255H164L165 256V258H166V256H167V258H169V259H171V254H173L174 252H176V255L177 256H175V257H178V258H176V260H178V261H176L175 259H171V261H169L170 262V264H172V263H176V264H181V257H180V255H178V253H177V248L179 247L183 252H185L186 253V257H185V259H187L188 258V256L190 255V257H191V261H192V264H214L213 263V261L215 260V258H211V260H205L204 259V257H207V254H209L210 252H212V251H214V252H221V256H226V257H229V256H231L232 255V253H234L233 251L234 250H236V249H234V247L236 246V248H238L237 250H236V252H238L240 249V251H243L242 250V246L241 245H244V244H242V240H244L243 238H245V237H239V238H236V236H234L235 235V231H237L239 228H237L238 226H236L238 223H239V221H237V223H235V215L234 214H239V213H241V215L243 214V213H247V212H249L250 210H254L253 208L255 207H257V206H259L260 208H263L264 207V204L262 205V203H263V200L262 199H258L257 200V198H258V196H257V194L260 192V191H258L259 190V188H261L262 187V189L264 190V146H261V145H264V141H261V144H260V142L259 143H256V144H258L259 146L257 147L256 145H255V143H253L252 144V141H249V140H251ZM14 139H18L19 140V138L16 136ZM55 139V138H54ZM143 139L144 140H142L143 142H141V146L143 145V144H145V137L143 136ZM210 139H212V140H210ZM223 139V138H222ZM222 139H218V140H222ZM258 140H259V138H257ZM94 140V139H93ZM135 140H136V138H135ZM134 140V141H135ZM133 141V142H134ZM137 141H138V139H137ZM179 141V142H178ZM247 141V142H246ZM263 142V143H262ZM52 142H49V143H47L46 142V148L44 149V150H46L47 151V157L48 158H50L49 156H51V158L50 159H52L53 158V155H54V153H52V152H49V150H47V148L50 146H48V144H51ZM132 143V142H131ZM221 143V142H220ZM219 142H217V145L215 146V147H218V150L219 151H221V150H224L223 149V147H224V145H225V143H224V145H223V147L221 146V144L223 143H221L220 144ZM10 144H11V141H10ZM155 144V145H154ZM193 144V143H192ZM236 144H240V146L239 145H236ZM7 145V144H6ZM23 145V144H22ZM20 145V147H19V145H18V148L16 147V149H14V150H12L11 151V154L10 155H8L7 156V160L8 159H11V158H19L21 155H22V153L24 152V151H26L27 149H30V151H31V148L32 147H34L33 146V144H32V147H26V145ZM220 147H219V146ZM246 145V146H245ZM135 146H137L136 144H135ZM134 146V149H137L136 151L137 152H139L140 151V148L138 147V148H136ZM171 146L173 147V149H171ZM228 146V147H227ZM252 146H256L257 147V149H256V147H252ZM2 147V146H1ZM6 148H7V146H5ZM208 147V148H209ZM231 147V148H230ZM233 147V148H232ZM262 147V148H261ZM6 148H4V149H2V148H0V151H2V153L3 154H6L7 152V150H5ZM23 148V152H22V150L21 149ZM35 148V147H34ZM156 148V149H155ZM169 148V149H168ZM175 148V149H174ZM222 148V149H221ZM253 148H254V150H253ZM260 148V149H259ZM49 149V148H48ZM162 149V150H161ZM171 149V150H170ZM221 149V150H220ZM251 149V150H250ZM5 150V152H3ZM18 152H17V151ZM19 150L21 151L20 152V155H19ZM117 150V151H116ZM116 150H114V152L113 153H111V152H108V154H106V155H104V157L103 158H105V157H108L109 159H105L106 160V162L105 161H100V162H98L97 163V161H95L96 159L95 158H93L94 160H92V158H90L89 160H86V166L88 167V164L90 163L89 161H93V163L91 162L90 163V165H92L93 166V170L92 169H90L89 171L90 172H93V174H94V176L96 177V179H95V183L96 184H98L99 182L97 181L98 179H100L101 178V176L103 175V172L106 174V175H110V176H112L113 174H114V176L113 177H115V182L116 183H119L118 182V180L116 179L117 177H121V176H124V178H123V180H126V179H130L131 178V175H132V173H131V169H132V171L134 170V167L136 168V169H140L141 170V168L142 169H145L148 165H150V164H152V162H153V160L151 161V162H149V161H147L146 163L145 162H142V160H140L139 158H137V156L133 153V151L130 149V148H128L127 150L126 149H124L123 151H120V149L118 148V149H116ZM131 152H130V151ZM170 152H169V151ZM172 150H174V151H172ZM229 150V151H228ZM233 152H232V151ZM236 150V151H235ZM13 151H14V153H16L17 152V154H13ZM16 151V152H15ZM46 151H44V152H46ZM164 151V152H163ZM168 151V152H167ZM49 152V153H48ZM204 152V153H203ZM231 152V153H230ZM258 152V153H257ZM51 153H52V155H51ZM101 153H102V151H101ZM121 153V154H120ZM124 153V154H123ZM167 153H168V155H167ZM171 153V154H170ZM248 153H250V154H248ZM262 153V154H261ZM0 154H1V152H0ZM46 154H45V156H46ZM50 154V155H49ZM163 154H162V160H163ZM173 154V158L171 159V155ZM190 154V155H189ZM255 156H254V155ZM259 156H258V155ZM16 155H17V157H16ZM197 155V156H196ZM244 155V156H243ZM253 155V156H252ZM10 156V157H9ZM19 156V157H18ZM145 156V157H146ZM202 156V157H201ZM213 156V157H212ZM215 156H216V158L218 159H216L215 158ZM257 156V157H256ZM1 157H3V156H1ZM22 157V156H21ZM46 157V158H47ZM131 157V158H130ZM152 157V156H151ZM255 160V158H256V162H257V164H256V162L252 159V158ZM255 157V158H254ZM6 158V157H5ZM197 158V159H196ZM247 158V159H246ZM257 158H259V159H257ZM43 159V158H42ZM50 159H48V161L50 160ZM111 159H112V161H111ZM209 159V160H210ZM56 160H57V158L55 159V163H57L56 162ZM119 160V161H118ZM127 160V161H126ZM232 160V159H231ZM260 160H262V161H260ZM34 161V160H33ZM32 161V162H33ZM54 161V159L52 160V161H49V163L48 162H46L47 163V165H49L50 164V162L52 163ZM88 161V162H87ZM122 161V162H121ZM124 161V162H123ZM175 161V162H176ZM21 162V164H24V160L22 159L21 161H18L17 163H20ZM26 162V161H25ZM44 162V161H43ZM108 162V163H107ZM116 162V163H115ZM130 162V163H129ZM230 162V161H229ZM260 162V163H259ZM100 163V164H99ZM112 163V164H111ZM137 163H140V166L141 167H136V164ZM149 163V164H148ZM195 163H196V165L198 166V167H196V165H195ZM218 164L220 163V161H218L217 162ZM217 163L215 164V162H212L211 163V167H216L215 165H217ZM250 163V164H249ZM253 163L254 164H256V165H253ZM259 163V164H258ZM121 164V165H120ZM126 164V165H125ZM214 164V165H213ZM233 164V165H232ZM25 165H26V163H25ZM34 165H35V167H34ZM132 165V166H131ZM186 167H185V166ZM225 165V166H224ZM251 165V166H250ZM85 166V167H86ZM101 166V167H100ZM106 166V167H105ZM119 166V167H118ZM122 166V167H121ZM144 166H146V167H144ZM188 166V167H187ZM234 166V167H233ZM253 166V167H252ZM255 166V167H254ZM259 166V167H258ZM46 167V166H45ZM121 167V168H120ZM155 168L157 167V165H155L154 166ZM152 168L150 171H152V170H154L155 168ZM224 167H225V169H224ZM245 168L244 170H243V168ZM240 168V169H239ZM259 168V169H258ZM65 169V170H66ZM102 169H103V171H102ZM125 169V170H124ZM127 169H130L129 170V176H128V173L126 174V171H127ZM138 169V170H139ZM214 169V168H213ZM253 169H257V171H258V173L255 175V174H252V177H254V178H252V180H249V181H246V179L245 178H249L248 176H246L247 175V173H249V172H253L254 170ZM107 170H108V172H107ZM225 170V171H224ZM121 173H120V172ZM195 171V172H194ZM197 171V172H196ZM243 171V172H242ZM246 171V172H245ZM99 172V173H98ZM204 174H203V173ZM39 173V174H38ZM78 173H80V172H78ZM229 173V172H228ZM38 174V175H37ZM44 176H47L49 179V181L47 180V177H43L42 175ZM81 174V173H80ZM97 174V175H96ZM124 174V175H123ZM245 174V177L243 176ZM36 175V176H35ZM39 175H40V177H42V179H43V181H42V179L39 177ZM86 175H89V174H85V175H83V176H85L86 177ZM116 175V176H115ZM203 175V176H202ZM205 175L207 176V180L206 179H203V178H206L205 177ZM239 175V176H238ZM39 178H38V177ZM100 176V177H99ZM208 176H210L211 177V179H210V177H208ZM232 176V175H231ZM236 176V177H235ZM60 177V178H59ZM29 178V179H28ZM31 178V179H30ZM45 178V179H44ZM213 178V179H212ZM224 178V179H223ZM37 179H38V181H37ZM39 179H41V180H39ZM54 180V181H52V180ZM67 179V178H66ZM31 180V181H30ZM44 180H46V181H44ZM61 180V181H60ZM68 181H69V179H67ZM208 182H206V181ZM213 180V181H212ZM224 180V181H223ZM40 181H42V182H40ZM47 181L48 182H51V183H47ZM130 181V180H129ZM135 181V180H134ZM27 184H25V183ZM28 182V183H27ZM40 183V184H35V183ZM46 182V183H45ZM56 183V185L55 184H53V183ZM58 182V183H57ZM136 182V181H135ZM139 182H140V180H139ZM223 182H224V184H223ZM246 182V183H245ZM259 182V183H258ZM30 183H32V186L34 185L36 188H34L33 189V187L31 186V184ZM44 183V184H43ZM245 183V184H244ZM5 185H3L2 187L3 188H0V191H2V193H0V200L2 199V196H3V194L5 193L4 191L6 190V192H7V190H8V186L10 185V183H4ZM8 184V185H7ZM25 184V185H24ZM28 184L31 186H29L28 187ZM58 184H60V187H59V185ZM102 184V183H101ZM229 184H230V182H229ZM189 185H191V186H189ZM207 187H206V186ZM217 185V186H216ZM225 185H226V188L228 189V193L226 192V190L224 189V187H225ZM21 186V187H20ZM22 186H23V189H22ZM27 188H26V187ZM38 186V187H37ZM51 186V187H50ZM83 186V187H82ZM168 186H170L171 188V191L172 192H175V189H173V187L175 188L177 185H176V183L175 182H173V186H171L170 184H168ZM193 186H195V187H193ZM234 186V187H233ZM236 186V187H235ZM6 187V188H5ZM26 189H25V188ZM40 187V188H39ZM80 187V188H79ZM99 187V188H98ZM132 187V188H131ZM135 187H137V185L135 186ZM186 187H188V188H186ZM191 188V191H190V188ZM215 187V188H214ZM42 188H43V190H42ZM45 188V189H44ZM51 190H50V189ZM101 188V189H100ZM194 188V189H193ZM218 188V189H217ZM232 188H233V190H232ZM247 188V189H246ZM2 189H4V190H2ZM30 189H32V192H31V190ZM41 189V190H40ZM50 191H49V190ZM64 189H66V193H65V190ZM76 189V190H75ZM83 189V190H82ZM106 189V190H105ZM164 189V188H163ZM181 189H180V191H181ZM186 189V190H185ZM195 190V191H193V190ZM197 189V190H196ZM222 189H224V192H223V190ZM29 190H30V192H29ZM91 192H90V191ZM93 190V191H92ZM97 190H98V192H99V195H98V192H97ZM104 190V191H103ZM122 190V189H121ZM174 190V191H173ZM209 190V191H208ZM215 190V191H214ZM222 190V193L220 192ZM248 192H247V191ZM46 191V193L47 194H45L44 192ZM68 191H70V192H68ZM86 192V194H85V192ZM108 191V192H107ZM111 191V192H110ZM116 192V193H114V194H112L113 192ZM118 191V192H117ZM186 191H187V193H186ZM219 191V192H218ZM230 191V192H229ZM243 191V192H242ZM253 191V192H252ZM37 192H38V194H37ZM42 192V193H41ZM52 193V195H51V193ZM106 192H107V194H106ZM110 192V193H109ZM120 192V193H119ZM210 192V193H209ZM213 194H212V193ZM217 192V193H216ZM252 192V193H251ZM7 193H9V191L7 192ZM40 193H41V195H40ZM81 193H84L83 195L81 194ZM104 193H105V195H104ZM190 193V194H189ZM196 193V194H195ZM207 193V194H206ZM215 193H216V195H215ZM250 193V194H249ZM6 194V193H5ZM13 194V193H12ZM34 194V195H33ZM44 194V195H43ZM48 194H49V196H48ZM80 196V200H79V196ZM94 194V195H93ZM131 194V195H130ZM184 194V195H183ZM204 194H206V195H204ZM236 194V195H235ZM253 194V195H252ZM34 196V198H36V199H34V200H29L30 199V196ZM59 195H60V197H59ZM111 195V196H110ZM137 197H135V196ZM186 195H188V196H186ZM218 195V197H216ZM221 195V196H220ZM225 195V196H224ZM245 196V198H247V200L249 201V202H244L243 200L242 201H240L239 199L240 198H243L244 196ZM255 195V196H254ZM24 196H25V198H24ZM37 196H39V197H37ZM51 196V197H50ZM64 196V197H63ZM74 196H76V197H74ZM84 198H83V197ZM89 196V197H88ZM95 196H98V198L100 199H98L97 197H95ZM134 196V197H133ZM237 196V197H236ZM29 197V198H28ZM45 197H47L46 199H45ZM101 197V198H100ZM187 197V198H186ZM191 197V198H190ZM193 197V198H192ZM206 197H208L207 198V200H206ZM221 197V198H220ZM249 197V198H248ZM255 197H256V199H255ZM39 200H38V199ZM55 198H57L58 199V201H56L57 199H55ZM64 198V199H63ZM67 198H68V200H67ZM86 198V199H85ZM95 198V199H94ZM107 198V199H106ZM22 199H23V201H22ZM28 201H27V200ZM32 199V198H31ZM42 199V200H41ZM43 199H44V202H46V203H44L43 204ZM49 199H50V201H49ZM52 199V200H51ZM78 199V200H77ZM111 199H112V201H111ZM139 201H138V200ZM178 199V202H175L174 200H177ZM191 199V200H190ZM219 201H218V200ZM235 199V200H234ZM237 199V200H236ZM251 199V200H250ZM27 202H26V201ZM41 200V201H40ZM67 200V201H66ZM70 200H71V202H70ZM75 201V202H72V201ZM82 200V201H81ZM97 200H99L97 203H98V206H97V203H96V201ZM103 200V201H102ZM104 200H106V202H104ZM132 200V201H131ZM171 200V201H170ZM189 200V201H188ZM199 200H201V201H199ZM203 200H204V202H203ZM230 200H232V201H230ZM246 200V201H247ZM21 201H22V203H21ZM34 202V204H33V202ZM54 201L56 202V203H54ZM78 201V202H77ZM79 201L81 202V205L83 204V208L82 207H80V206H77V205H79L80 203H79ZM84 201V202H83ZM169 201L170 202H172V204L173 205H176V204H178V206L176 207V209L175 210H171L172 208V206H170V203H169ZM184 201V202H183ZM186 201V202H185ZM212 201V202H211ZM252 201H253V203L256 201V202H258V203H256L255 202V204H257V206H252V205H254V204H251L252 203ZM17 202H19V203H17ZM25 202V204H23ZM32 202V203H31ZM39 202V203H38ZM83 202V203H82ZM91 202V203H90ZM107 202H109V203H112V204H110L109 206H108V204H107V206H106V203ZM123 202V203H122ZM133 202V203H132ZM139 202V203H138ZM141 202V203H140ZM218 202V203H217ZM235 202H239V203H236L235 204ZM251 202V203H250ZM12 203H14V201H12ZM26 203L27 204H29L30 203V205H28V207L26 206ZM39 205H38V204ZM40 203H41V205H40ZM74 203V204H73ZM85 203L87 204V205H85ZM136 203V204H135ZM138 203V204H137ZM186 203V204H185ZM193 203V204H192ZM248 203V205H246ZM34 206H33V205ZM55 204V205H54ZM94 204V205H93ZM104 204V205H103ZM115 204V205H114ZM150 204H152V205H154V206H149ZM169 204V205H168ZM191 204H192V206H191ZM21 205V206H20ZM25 206V208H24V206ZM40 208H38L37 206ZM47 205H49V206H47ZM102 205V206H101ZM134 207H133V206ZM136 205H138V206H136ZM166 205V206H165ZM195 205H199L200 206V209H198V207L199 206H195ZM230 205V206H229ZM234 205V206H233ZM243 205V206H242ZM12 206H14L15 208H13ZM16 206H18V208H16ZM89 206V207H88ZM159 206V207H158ZM182 206V207H181ZM195 206V207H194ZM237 206V207H236ZM20 207L22 208V210H20ZM27 207V208H26ZM35 207H37V209L35 208ZM47 209H46V208ZM101 207H102V209H101ZM112 207V208H113ZM123 207V208H122ZM136 207V208H135ZM184 207V208H183ZM233 207H234V209H233ZM236 207V208H235ZM247 207V208H246ZM6 208V209H5ZM30 210H29V209ZM32 208V209H31ZM45 208V209H44ZM49 208V209H48ZM159 208V209H158ZM188 208V209H187ZM196 208V209H195ZM208 208V209H207ZM217 208H219L218 210H217ZM228 208V209H227ZM250 210H249V209ZM12 209V210H11ZM13 209H17L18 210V212H17V215H19V213L20 214H22V215H19L18 217H17V215H16V211L15 210H13ZM24 209V210H23ZM26 209H27V213H26ZM51 209V210H50ZM106 209V210H107ZM167 209V210H166ZM188 211H187V210ZM190 209H191V215H194V217L193 218H190L191 216H189V211H190ZM213 209V210H212ZM222 209H225V213H223L221 210ZM232 209V210H231ZM242 209V210H241ZM34 210V211H33ZM38 212H37V211ZM46 210V211H45ZM98 210V211H97ZM101 210L103 211V213L101 212ZM160 210V211H159ZM184 210H185V212H186V214H185V212H184ZM235 210V211H234ZM248 210V211H247ZM8 211V212H7ZM12 211V212H11ZM36 211V212H35ZM113 211V210H112ZM111 211V212H112ZM182 211L184 212V213H182ZM193 211H194V213L196 214H194L193 213ZM203 211H205V212H203ZM208 211V212H207ZM219 211V212H218ZM242 211V212H241ZM244 211V212H243ZM25 212V213H24ZM41 212V213H40ZM99 212H101L100 214H99ZM138 212V213H137ZM157 212V213H156ZM177 212V213H176ZM233 212H234V214H233ZM32 213V214H31ZM39 213L41 214L40 216H37V215H39ZM80 215H79V214ZM88 213V214H87ZM93 213V214H92ZM128 213V212H127ZM127 213H125V215H127L125 218H127L128 216H129V213L127 214ZM141 213H143V214H141ZM197 213L198 214H200V215H198V217H196L197 216ZM260 213V211L257 213V216L255 217V215H256V213H254L253 215H250L249 216V218H251L250 220H252L254 217L255 218H257L256 220H259V219H261L262 218V214H259ZM3 214V215H2ZM14 214V215H13ZM24 214V215H23ZM34 218V215H35V217L37 218V220H36V218H34V223H33V218L30 216V215ZM97 214H98V216H97ZM135 214L137 215L138 214V216H135ZM231 214V215H230ZM12 216V218L10 217V216ZM16 215V216H15ZM54 215V216H53ZM93 217H92V216ZM181 215V218L179 217ZM21 216V217H20ZM26 216H27V218H29V219H27L26 218ZM30 216V217H29ZM42 216V217H41ZM81 216V217H80ZM84 216H85V218L86 217H88V216H90V218H89V222H88V224L86 225V222L84 223V220L83 219H85L84 218ZM102 218H101V217ZM106 216H107V219H106ZM252 216V217H251ZM14 217H17V218H14ZM20 217V218H19ZM47 217H48V219H47ZM80 217V218H79ZM91 217L93 218V221H94V223H92L93 221H91ZM98 217H99V219H98ZM113 217H119V219H118V221H120L119 222V224H120V226L121 227H119L117 224V226H115V222H112L111 221V218H113ZM157 217V218H156ZM166 217V218H165ZM173 217V218H172ZM175 217H176V219L177 220H180L179 222L177 221V220H175ZM190 219H189V218ZM258 217H260L259 219H258ZM19 218V219H18ZM22 218V219H21ZM27 219V221H26V219ZM30 218H32V219H30ZM39 218H42L41 220L39 219ZM81 219V220H78V219ZM109 218V219H108ZM138 218V219H137ZM171 219V223H169V222H166V220L165 219ZM196 220H195V219ZM217 218V219H216ZM8 219V220H7ZM11 219H13L14 220V222H20L21 220L23 221H21L22 222V224L24 223H26L25 224V227L24 226H22V225H20L19 227L20 228H27L26 226L28 225V220L29 221H31V224L32 225H28V228H29V230L28 231H32V232H30V233H28L27 235H25V236H14V237H9L10 236V233H11V230H12V228H11V225L14 223V222H12L11 221ZM71 219H73V220H71ZM185 219V220H184ZM193 219H194V221H193ZM198 219V220H197ZM1 220V219H0ZM17 220V221H16ZM46 220H47V222H46ZM96 220V221H95ZM104 220V221H103ZM145 220V221H144ZM156 220V221H155ZM160 220V221H159ZM164 220V221H163ZM182 220H183V222H182ZM11 221V222H10ZM38 221V222H37ZM82 221V222H81ZM100 221V222H99ZM188 221V222H187ZM197 221H199L200 223H199V225H197V223L196 222ZM229 221V222H228ZM263 224H264V219H262V220H260ZM80 222V223H79ZM92 223V226L94 227V230H96V231H94L93 230V232L92 233H90V235L89 234H86V232L84 231L88 226H91L90 224ZM112 222V224H110ZM162 222V223H161ZM190 222H192V223H190ZM259 223V226L260 227H264V225L262 224V223ZM36 223V224H35ZM43 225H42V224ZM72 223V224H71ZM82 223V224H81ZM90 223V224H89ZM154 223V224H153ZM158 223L160 224V225H158ZM221 223V224H220ZM229 223V224H228ZM11 224V225H10ZM20 224V223H19ZM23 224V225H24ZM35 224V225H34ZM84 225V229H81V230H79V226H81V225ZM105 224V225H104ZM110 226V228L111 229H106V227L108 228V225ZM134 224V225H133ZM138 224V225H137ZM158 226H157V225ZM174 224H175V226H174ZM181 224H183V225H185V226H187L188 227V232H187V234H186V236H184V235H182L181 234V232H180V226H181ZM226 224V225H225ZM36 225L38 226V227H36ZM40 225V226H39ZM69 225H71L70 227H69ZM95 225V226H94ZM111 225H113V226H111ZM162 225V226H161ZM172 226V227H169V226ZM158 230H156L154 227ZM257 227L256 228V236H255V239H256V241L258 242V247H260L261 248V250H263L264 251V238H263V236L260 234L261 233V230H262V228L261 229H259L260 227ZM2 227H0V228H2ZM78 227V228H77ZM103 227V228H102ZM118 227V228H117ZM159 229H158V228ZM197 227V228H196ZM221 227V228H220ZM226 227H230V229H226ZM8 228V229H7ZM27 228V229H28ZM38 228H39V230H41L42 231V238L45 236V239L47 240V241H53L51 238H55V236H57V240L58 239H60V240H62L63 242H67L66 244H65V246L67 247V249L65 250V251H62V252H58V251H56V250H50L49 252H46L45 251V248L46 247H48V246H46L45 248L42 246H40L39 247V250H38V248H36V249H34L33 247H34V243H35V241H37L36 240V233H37V231H39L38 230ZM41 228V229H40ZM96 228V229H95ZM99 228V229H98ZM117 228V229H116ZM192 228V229H191ZM72 229V230H71ZM106 229V230H105ZM154 229V230H153ZM168 230V231H164V230ZM171 229L175 232V234L173 235L172 233H173V231L172 232H170L171 231ZM220 229V230H219ZM232 229V230H231ZM233 229H234V231H233ZM259 229V230H258ZM34 230V231H33ZM99 230V231H98ZM131 230V231H130ZM201 230V231H200ZM224 230V231H223ZM116 231H117V233H116ZM227 231V232H226ZM229 231V232H228ZM232 231V232H231ZM260 231V232H259ZM74 232V233H73ZM95 232V233H94ZM123 232V233H122ZM156 232V233H155ZM224 232V233H223ZM35 233V234H34ZM218 233H220V234H218ZM228 233V234H227ZM237 233V232H236ZM251 234H252V232H250ZM257 233H259V234H257ZM32 234H34V235H32ZM83 234V235H82ZM227 234V235H226ZM229 234H231V235H233V236H231V237H233V238H231L230 237V235ZM7 235H8V237H7ZM75 235V236H74ZM81 235H82V237H81ZM88 235L90 236L89 238H88ZM145 235V236H144ZM156 235H157V237H156ZM253 235H255V234H253ZM262 236V238H261V236ZM28 236V237H27ZM33 236H34V238H33ZM53 236V237H52ZM85 236V237H84ZM87 236V237H86ZM151 236H152V238H151ZM169 236H171V237H169ZM175 236V237H174ZM219 236H221V237H219ZM26 237V238H25ZM31 237L33 238V239H31ZM76 237H78V238H76ZM93 237V238H92ZM154 237H156L155 239H154ZM178 237V238H177ZM183 237V238H182ZM205 237V238H204ZM223 237V238H222ZM225 237V238H224ZM228 237V238H227ZM16 238V239H15ZM19 238V239H18ZM30 238V239H29ZM83 238V239H82ZM126 238V240H128L129 239V241H131V242H133L130 238H128V237H125ZM151 239L152 240V244L150 243V244H148L147 242V240L148 239ZM172 238V239H171ZM173 238H174V240H173ZM178 239V240H175V239ZM217 238V239H216ZM220 238V239H219ZM227 238V239H226ZM231 238V239H230ZM242 238V239H241ZM29 239V240H28ZM35 239V240H34ZM41 239V238H40ZM219 239V240H218ZM236 239V242L234 241ZM258 239V240H257ZM261 239H263V241L261 240ZM33 240V241H32ZM139 240H141V241H139ZM151 240H149V242L151 241ZM167 240H169V241H167ZM186 240H187V243H186ZM188 240H189V242H188ZM229 240V241H228ZM233 240V241H232ZM238 240H240V241H238ZM260 240V241H259ZM119 242H120V239L118 240ZM137 241V242H136ZM139 241V242H138ZM180 241H182V242H180ZM220 241V242H219ZM222 241V242H221ZM100 242V243H99ZM141 242V243H140ZM232 242V243H231ZM235 242V243H234ZM244 243H247L246 241H243ZM104 244V247H101V244ZM143 243V244H142ZM183 243V244H182ZM194 245H193V244ZM218 243V244H217ZM227 243H228V245H227ZM142 244V246H140ZM181 244V245H180ZM204 244V246H202ZM231 244V245H230ZM233 244H235V245H233ZM249 244V243H248ZM257 243H254V247H255V245H256ZM261 244V245H260ZM28 247H27V246ZM68 245V246H67ZM134 245V244H133ZM132 245V247L134 248L135 247V245L133 246ZM151 245H154V246H152V247H150ZM174 245H175V247H174ZM239 245L241 246V247H239ZM32 246V247H31ZM162 246V245H161ZM176 246H178V247H176ZM181 246V247H180ZM182 246H184V247H182ZM196 246V247H195ZM198 246H199V248H198ZM221 246V247H220ZM149 247V249H150V251L147 249V248ZM25 248V249H24ZM31 248V250H29ZM49 248V247H48ZM144 248V249H143ZM146 248V249H145ZM219 248V249H218ZM222 248V249H221ZM230 248V249H229ZM24 249V250H23ZM30 251H28V250ZM42 249V250H41ZM55 249V248H54ZM152 249V250H151ZM221 249V250H220ZM232 249V250H231ZM18 250V251H17ZM26 250V251H25ZM39 252H38V251ZM139 250H140V252H139ZM146 250H148V251H146ZM170 250V251H169ZM232 251V253H231V251ZM245 250V249H244ZM24 251V252H23ZM34 251V252H33ZM41 251V252H40ZM55 251H56V253L58 254L57 256H58V259H57V261H56V263L54 262V258L56 257V253H55ZM74 251V252H73ZM225 251V252H224ZM226 251H227V253H226ZM112 252V254H110ZM146 252H148L147 254H146ZM203 252V253H202ZM11 253V254H10ZM34 253V254H33ZM43 253V254H42ZM65 253V254H64ZM118 253V254H117ZM144 253V254H143ZM153 253V254H154ZM158 253V254H157ZM161 253V254H160ZM243 253V252H242ZM38 254H39V256H38ZM63 254H64V256H63ZM202 254V255H201ZM204 254H206V255H204ZM220 254V253H219ZM28 255H30V256H28ZM52 255H54V256H52ZM73 255V256H72ZM111 255V256H110ZM204 255V256H203ZM164 256H163V258H164ZM214 256V255H213ZM27 257V258H26ZM52 257H54L53 259H51ZM196 257V258H195ZM26 258V259H25ZM43 258H45V262H42V260H43ZM98 258H99V260H98ZM132 258V257H131ZM161 259H163L162 257H160ZM195 258V259H194ZM46 260H48V261H46ZM67 260V261H66ZM198 260V261H197ZM26 261V262H25ZM50 261V262H49ZM126 261V260H125ZM173 261V262H172ZM176 261V262H175ZM219 261H222V263H224V264H227V263H230L228 260H226V262H224L225 261V259L224 258H219V259H216L215 260V262H218V263H220ZM7 262L8 263H10V262H12V260L11 259H8L7 260ZM42 262V263H41ZM212 262V263H211ZM218 263H215V264H218ZM132 264H135V263H132ZM158 264H165L164 262L162 263L161 261H159L158 262Z\"/></svg>",
    "mask_w": 264,
    "mask_h": 264
},
{
    "label": "snow or ice",
    "instance_id": "snow-or-ice-1",
    "mask_svg": "<svg viewBox=\"0 0 264 264\" xmlns=\"http://www.w3.org/2000/svg\"><path fill=\"white\" fill-rule=\"evenodd\" d=\"M187 2L189 4V7L191 8L192 3H193V0H187ZM149 7H151V0H149ZM241 8H242V5H241ZM0 15H5L6 16V12L5 13H0ZM143 15H145L146 18L151 19L149 13H144ZM261 18L264 19V12L261 13ZM157 31H159L158 26H157ZM2 107H3V104L0 103V108H2ZM0 139H2V138H0ZM189 216H191V212L190 211H189ZM197 223H199V221H197ZM180 232H181L182 235L186 236V234L188 232V227L185 226V225H183V224H181V226H180ZM160 239H161V242H162L163 237H161ZM186 243H187V240H186ZM101 247H104V244L103 243L101 244ZM177 252L179 253V255L181 257V264H192L190 255L188 256L187 259H185L186 254L179 247L177 248ZM98 260H99V258H98ZM101 264H102V262H101Z\"/></svg>",
    "mask_w": 264,
    "mask_h": 264
}]
</instances>
